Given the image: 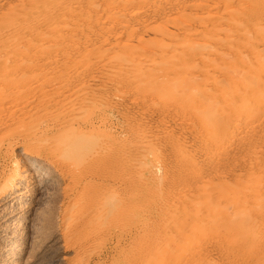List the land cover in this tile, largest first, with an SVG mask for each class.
<instances>
[{"label":"bare ground","instance_id":"1","mask_svg":"<svg viewBox=\"0 0 264 264\" xmlns=\"http://www.w3.org/2000/svg\"><path fill=\"white\" fill-rule=\"evenodd\" d=\"M6 0H0V10L2 9V8H4V4H5V6H6V3H4ZM14 1V0H13ZM12 1V2H13ZM22 2L23 3V0H18L17 1V3L18 2ZM25 1V4H26V6L27 5H32V6H37L38 4H34L33 2V4L31 3V1H29V0H24ZM35 1V0H34ZM45 0H43L42 1V5L40 4L41 2L40 1H38L37 0V3L39 2V4H40V8H42L43 7V4H45V2H44ZM11 4H12V2H11V0L9 1ZM4 3V4H3ZM8 3V2H7ZM14 3V2H13ZM53 3H55V4H52V2L50 3L49 2V0L47 1L46 0V4L48 5H52L51 6V8L48 10V12H46V13H42V11H41V9L40 10H38L39 12H40V15H44V14H47V16L45 15V24L47 25V26H50V25H52L53 23H56L57 21H58V23L59 22H61V24L62 23H66V20H67V18H66V20L65 19H62L61 21H59L64 15H69V16H71V17H75L76 15H78V16H80V13H76V12H78V11H81L82 13H85V14H87L85 11L87 10H89V12H91V13H93L92 14V17L94 16V19L92 20V21H90L89 19H90V15H89V13L87 14V16H84V18L86 17V19L88 18V16H90L87 20H84L83 19V21L85 22V25H87L88 26V28L90 27V28H92V27H94V28H92V31L91 32H93V29H96L97 27L98 28H100V26L101 25H103V24H105V23H103L102 22V24L100 23V24H98V22H99V20H102V18L105 16V13H104V15H103V17L101 18V16L102 15H100V14H98V11H96V9H95V7L97 8V7H99V6H101V7H103V8H107L108 9V11H109V13H111V14H113L114 13V9L117 7V6H119L120 8H121V10L120 11H122L121 13H122V15H121V13L119 14V13H116L115 15H117V14H119L120 16H123L124 15V17L122 18H120V17H118V16H110L109 15V17L107 18V17H104V19L106 20L107 19V24L106 25H109V26H111V28H112V26H115V27H117V28H115V29H113V30H115L116 31V34L118 33V35L120 36V33L123 35V39L121 38V36L119 37H117L116 39H113V41L115 40V42H116V44H115V47H116V52L117 53H120V55L121 56H123V57H121L120 56V58H121V61H122V59L124 58L125 60H127L126 58H125V56L127 57V56H131L132 54H134V53H137L138 55H145V53H147L148 51H147V49H146V51H145V53H142V52H140V50H137V47L135 46V44H137V46H138V49L140 48H146V47H148L149 45L152 47V51H155V53L157 54V57H154V55H149L148 53V57H150V56H153V60H154V63H153V65H152V68L149 66V64H148V68L150 69V71H148V73L146 72V76L147 77H150V79L148 80V82H147V87L148 88H150V89H152L153 90V97H151V96H147V98L149 97H151V98H153L154 99V97H155V99H156V97L157 98H159V97H163V96H165L167 99L168 98H172L173 97V101L171 102V104H169V106L171 105V107H174V108H170L171 110H173V109H175V108H178L179 109V103H182L183 105H184V107H182V109L184 108L185 109V106H199V108H200V106H202V105H204V104H208V103H214V102H218V101H220V102H218V103H221V104H224V106H226L225 107V109L227 108V110H228V113L225 115V116H223V117H221V118H218V119H213V117H211L212 118V120H211V118L209 117L210 115H208V116H206V117H209V118H204V120H202L201 121V125H205V124H207V127H208V125H211V129H209L208 130V132L206 133H204L203 131L204 130H206L205 128H203V126H202V129H204L203 131H201L203 134H207V136L205 137V139L204 138H202L203 136H201V142H203L204 143V141H202V139H204L205 140V143L204 144H202L201 142H200V139H198L197 138V136L199 137L200 136V132H198L199 130H201L200 129V127H201V125H200V123H198L200 126L198 127V131H196V128H197V123H195L194 125H193V127H196L195 128V131L194 132H196V134H194V133H192L191 135H197V136H195L198 140H194L195 142H200V144H202L203 145V147H201V148H199L198 149V146L200 147V145H198L197 143L195 144V142H193L192 143V139H196L195 137L194 138H189L190 139V142L188 141L187 143H189V144H191V146L192 147H190V148H192V149H190V153H192L191 152V150H193V155H195V156H193L192 154H190L192 157H190V158H192V161L189 159V157L188 158H186L185 157V159H188V160H190V162H188V161H184V156L182 155V157L181 156H179V157H181L182 159H183V161H181V163L182 162H185V163H182L181 165H183V166H185V169L184 170H186L187 169V171H188V169H189V171L191 170V173L193 172V170H196L197 172H198V170L199 169H197V167H198V165H197V163H202V165H203V163H204V165L206 164V166H208L209 167V163L213 166V164L216 162V163H218L217 161V159H219V158H217V155H218V157H220V156H222V158L223 159H225V155L224 154H222L221 155V153L222 152H219L220 153V155H219V153H217V151L215 152L213 149H217V147H221L222 145L224 146V145H228V147H230L231 148V142H232V140H230L231 142V144L229 143V139H231V137L232 136H235V134L233 135V133H235V130H236V128H239L240 129V126L242 125V123H243V121H244V119L242 120L241 119V117L243 116L244 117V115H242V112H243V109L247 106H249L250 105V103L251 102H253V104H255V116H257V117H261L260 119H262V124L264 123V64L262 65L261 64V62L260 61H253L252 63H255V70L253 69V68H251L249 65H250V61H249V59L251 58H253L254 59V57L252 56V57H250V56H248V55H246V56H248L249 57V59H247V58H244V52H247V54H253L256 50H258L257 48H256V50L254 51L253 49H251L250 48V46H249V43H250V41H249V38L250 37H254V36H256V38L258 37V39L257 40H259L260 42L259 43H256V44H258V46H259V44L260 45H262L263 47H264V0H58L57 2L55 1H53ZM56 3L58 4L57 6H56ZM24 4V5H25ZM45 4V5H46ZM23 5V6H24ZM114 5H117L116 7L114 6ZM42 6V7H41ZM46 7V6H45ZM37 8L39 9V7L37 6ZM48 8H49V6H48ZM83 8H85V10L84 11H82V9ZM5 9V8H4ZM14 9V8H13ZM31 9H34V8H32L31 7ZM30 9V10H31ZM43 9V8H42ZM11 10V9H10ZM15 11H17L18 9H14ZM22 10V9H21ZM101 10V9H100ZM103 10V12L104 11H107V10H104V9H102ZM116 10H118L117 8H116ZM27 11V13L29 12L28 10H26ZM36 13H39V12H37V10H34ZM45 11H47V10H45ZM119 11V10H118ZM117 11V12H118ZM14 12V11H13ZM18 12V11H17ZM19 12H21V11H19ZM33 11H31L30 13H32ZM34 12V13H35ZM100 12V11H99ZM102 12V11H101ZM103 12H102V14H103ZM116 12V11H115ZM1 13V12H0ZM15 13V12H14ZM13 13V14H14ZM22 14H24L23 12H21ZM26 13V14H27ZM34 13H32V14H34ZM34 14V15H37L38 16V14ZM90 13V14H91ZM2 14V13H1ZM9 14V13H8ZM32 14H31V17H32V20H33V16H32ZM75 14V15H74ZM107 14V13H106ZM28 15V14H27ZM84 15V14H83ZM14 16V15H13ZM20 16V15H19ZM30 16V15H29ZM37 16H34V18H37ZM69 16H67V17H69ZM77 16V17H78ZM118 17V18H117ZM16 18H18L19 19V17H16ZM25 19H28L27 18V16L26 17H24ZM23 17L21 18V16H20V19L19 20H23L24 19ZM82 18V17H81ZM101 18V19H100ZM4 19V18H3ZM7 19V18H6ZM13 19H14V17H13ZM30 19V18H29ZM41 19V18H40ZM39 19V20H40ZM70 19V18H69ZM73 19V18H72ZM0 20H2V18L0 19ZM18 20V21H19ZM31 20V19H30ZM37 20V19H36ZM38 20V21H39ZM74 20V19H73ZM72 20V21H73ZM75 20H79V19H75ZM74 20V21H75ZM3 21V20H2ZM14 21H16V22H18L17 20H14ZM20 21V22H21ZM24 21V20H23ZM22 21V22H23ZM41 21V22H40ZM39 21V23L40 24H44V22L42 21V20H40ZM65 21V22H64ZM81 22H79V24H77V22H74L75 24H76V26H82V24H80V23H82V19L80 20ZM86 21H87V23H86ZM9 21H7V23H8ZM16 22H14V24L16 23ZM25 22V21H24ZM26 22H28V21H26ZM30 22V21H29ZM37 22V21H36ZM43 22V23H42ZM69 22H70V20H69ZM83 22V23H84ZM32 24H33V21L31 22ZM31 23H29V24H31ZM38 23V22H37ZM36 23V25H34V28H35V26H40V24L38 25ZM57 23V24H58ZM71 23V22H70ZM70 23H69V25H70ZM73 23V22H72ZM73 23V24H74ZM13 24V25H14ZM21 24V23H20ZM68 24V23H67ZM72 24V25H73ZM66 25V24H65ZM2 26V25H1ZM17 26V25H16ZM15 26V27H16ZM23 26V25H22ZM30 26V25H29ZM29 26H25V28L27 29ZM45 26V25H44ZM47 26H45V28L47 27ZM60 26V25H59ZM74 26V25H73ZM86 26V27H87ZM104 26V25H103ZM134 26H136V27H139L140 29H141V31L139 30L137 33H135V32H133L132 30H131V28L132 27H134ZM222 26H228L229 27V29L231 30V35L230 34H228V35H226V33H225V35H223L220 31H219V29L222 27ZM11 27V26H10ZM43 27V26H42ZM42 27H39L40 29L42 28ZM61 27H63V26H61ZM105 27V26H104ZM4 27H2V29H3ZM6 28H7V26H6ZM30 28H33L32 27V25H31V27ZM52 28H53V26H52ZM55 28V27H54ZM64 28V27H63ZM83 28L84 29H86L85 27H84V25H83ZM88 28H87V30H88ZM89 28V29H90ZM101 28H103V27H101ZM0 29H1V27H0ZM14 29V28H13ZM19 30L20 29V27H19V24H18V28H15V30H12L11 29V32H14V31H17V30ZM35 29H37V28H35ZM64 29H66V27L64 28ZM64 29H62L63 31H65L64 33H69V29L67 30L68 32H66V30H64ZM79 29V28H78ZM82 29V28H81ZM106 29V28H105ZM8 30L9 29H7L6 31L8 32ZM22 29H20V31H21ZM42 30H43V28H42ZM42 30H40V31H38L39 32V34H40V32L42 31ZM46 30H47V28H46ZM45 29H44V31H46ZM61 30V29H60ZM59 30V31H60ZM70 30L72 31L73 30V32L72 33H74V35L76 34L74 31H76L75 30V28H70ZM96 30H100L99 32H103V31H106V30H102V29H96ZM259 30H261V32H259ZM10 31V30H9ZM19 31V32H20ZM23 31H25V30H23ZM31 31H33V30H31ZM52 31V30H51ZM51 31H49V32H51ZM56 31L58 32V30L56 29ZM71 31H70V34H72L71 33ZM79 31V32H78ZM84 31H86V30H84ZM6 32V33H7ZM18 32V31H17ZM18 32V34H20ZM26 32V31H25ZM48 31H47V33H49ZM77 32L78 33H82V30H77ZM88 32H89V30H88ZM107 32V34H105ZM104 34L105 35H107V36H109V34H111V32L113 33L114 31H112L111 30V32H109L108 33V31H106ZM3 33V32H2ZM1 33V34H2ZM22 33H24V32H22ZM27 33H29L28 32V30H27V32H26V34ZM37 33V32H36ZM45 32H43V34H44ZM53 33H55L54 31L51 33V35L53 34ZM62 33V32H61ZM60 32H59V34H61ZM77 33V34H78ZM84 33V32H83ZM98 33V32H97ZM96 33V35L99 37V34H97ZM115 33V32H114ZM11 34V33H10ZM17 33H15V35H16ZM31 34V33H30ZM57 34V33H56ZM85 34V33H84ZM86 34H87V31H86ZM85 34V35H86ZM102 34V33H101ZM100 34V35H101ZM103 34V35H104ZM218 34H220V35H223V36H225V37H223V38H226L227 37V39H229V44L230 45H224L225 44V42H224V44H222V43H220V42H218V41H216V40H210V42L211 43H213V44H215L214 46H216V48H217V50L219 49V50H225V52H227V57H225L224 55H223V53L222 52H205V55L203 56H199L198 54H197V52H196V50H195V46L193 45V44H195L197 41H200V40H202V41H204V42H206V39H205V37L207 36V35H210V36H216V35H218ZM263 34V35H262ZM9 35V34H8ZM25 35V34H24ZM38 35V34H37ZM55 35V34H54ZM73 35V34H72ZM83 35V34H82ZM82 35H79V36H81L79 39H81V38H83L84 37V35L82 36ZM88 35V34H87ZM91 35H93V36H90V38L91 37H94L95 35H94V33L93 34H91ZM251 35H254V36H251ZM2 36V35H1ZM5 36V35H4ZM11 36H13V34L11 35ZM26 36H29V38H30V36L31 35H26ZM35 37H37L36 35H34ZM33 35H32V37H34ZM41 36H42V32H41ZM40 36V37H41ZM44 36V35H43ZM57 36V35H56ZM62 37H63V33H62V35H61ZM60 36V37H61ZM67 36V35H66ZM78 36V37H79ZM89 36V35H88ZM113 36H115L116 37V35L114 34H112V37ZM3 37V36H2ZM6 37V38H5ZM4 38H5V40L7 39V36H5ZM9 38H11L10 37V35L8 36ZM31 37V38H32ZM35 37H34V39H35ZM39 37V35H38V39L40 38ZM47 37V36H46ZM61 37V38H62ZM77 37V38H78ZM96 37V36H95ZM104 37V36H103ZM136 37V38H135ZM23 38V37H22ZM26 38V37H25ZM28 38V37H27ZM26 38V39H27ZM71 38V37H70ZM70 38H69V40H70ZM89 38V37H88ZM87 38V39H88ZM89 38V39H90ZM100 38V37H99ZM98 38V39H99ZM101 38H102V36H101ZM105 38V37H104ZM108 37H106L105 38V40L107 39ZM255 38V37H254ZM19 39V38H18ZM17 39V40H18ZM54 39V38H53ZM60 39V38H59ZM84 39V38H83ZM89 39H88V41H89ZM95 39V38H94ZM94 39H92L91 38V41L93 40V42L91 43L90 41H89V45L91 46V44H93V45H95L94 43L96 42H94ZM103 39V38H102ZM110 40H111V42H110V40H109V42L110 43H107L108 45L109 44H113L112 42V39L111 38H109ZM17 40H15V43L17 42ZM31 40H33V38L31 39ZM37 40V39H36ZM40 40V39H39ZM39 40H37L36 41V43L39 41ZM43 41H44V38L42 39ZM42 40H40V42L42 41ZM55 40V39H54ZM52 41V39L50 40L51 42H53V45H54V42L55 41ZM58 40V39H57ZM64 40V39H63ZM61 41V39H60V41L62 42V44H67V43H69L68 41V39H67V42L66 43H63L64 41ZM96 40H97V38H96ZM100 40V39H99ZM104 40V39H103ZM103 40H101L102 42H103ZM209 40H207V42L209 41ZM28 41V40H27ZM70 41H73V42H79L78 40H70ZM85 41V40H84ZM87 41V42H88ZM98 41V40H97ZM212 41H216V42H212ZM2 42H3V40H2ZM5 42V41H4ZM4 42H3V45H4ZM21 42V41H20ZM46 42H48V41H46ZM50 42V45L52 44ZM57 42V41H56ZM58 42H59V40H58ZM73 42L71 43V44H73ZM82 42V41H81ZM81 42H79V43H81ZM86 42V41H85ZM98 42H100V41H98ZM98 42H96V43H98ZM209 42V43H210ZM257 42V41H256ZM7 43H8V41H7ZM14 42H12V44H13ZM22 44L24 43L25 44V42H21ZM29 43V42H28ZM91 43V44H90ZM210 43V44H211ZM227 43H228V41H227ZM45 44V42L43 43V45ZM71 44H69V45H71ZM84 44H85V47H87L88 46V44H86V43H84V42H82V44L81 45H83L82 47H81V45H80V47L83 49V48H85L84 47ZM198 44V43H197ZM206 43H204V45H205ZM255 46H256V44H255V42L253 43ZM2 45V44H1ZM0 45V46H1ZM10 45H11V43H10ZM41 45V44H40ZM48 45V44H47ZM49 45V46H50ZM57 45V44H56ZM61 45V44H60ZM59 45V46H60ZM76 46L75 47H77V45L78 44H75ZM100 45V44H99ZM102 45V44H101ZM208 45V44H207ZM6 46H9V45H6ZM5 46V47H6ZM20 46V45H19ZM35 46H36V44H35ZM34 46V47H35ZM42 46V45H41ZM58 46V47H59ZM66 46V45H65ZM64 46V48L65 49H67V47H65ZM68 46V45H67ZM79 46V45H78ZM90 46L88 47L89 49H91L90 48ZM104 46V45H103ZM107 46V45H106ZM114 46V45H113ZM199 46H202V45H198V47ZM206 46V45H205ZM210 47H214L213 45L211 46V45H209ZM3 46H1L0 47V49L2 48ZM20 47H22V46H20ZM23 47H25V45L23 46ZM38 47V46H37ZM51 47V46H50ZM53 47V46H52ZM114 47V48H115ZM208 47V46H207ZM29 48H31L30 46L27 48V49H29ZM33 48V47H32ZM39 48V47H38ZM44 48V47H43ZM42 48V49H43ZM63 48V49H64ZM73 48V49H72ZM88 48H85L84 50H87ZM209 48V47H208ZM215 48V47H214ZM224 48V49H223ZM11 49V48H10ZM34 49V48H33ZM55 48H50V50H54ZM58 49H60V50H62L61 49V47L60 48H58ZM57 48H56V51L54 50L53 51V54H55V52H57V50H58ZM72 50V52L74 51V49L76 50V48H74V46H72V47H70L69 49H68V51L69 50ZM98 49V48H97ZM99 49H101V48H99ZM106 49V48H105ZM112 49V48H111ZM204 50H203V52L204 51H208V50H211V49H206L205 50V48H203ZM261 49V48H260ZM259 49V51H261L262 52V50H260ZM34 50H37V48L35 47V49ZM34 50H30V51H32L33 53L35 52ZM40 50V49H39ZM38 50V53L40 52ZM44 50V49H43ZM78 50H79V47H78ZM78 50H76V51H78ZM83 50V51H84ZM93 50V49H92ZM91 50V51H92ZM148 50H149V48H148ZM151 50V49H150ZM0 51H4V50H0ZM10 51L11 50H9V52H6V53H10ZM24 51V50H23ZM23 51H21V53L23 52ZM29 50H27V52H28ZM29 51V52H30ZM95 50H93L92 52H94ZM102 51V50H101ZM103 51H105L104 50V48H103ZM102 51V52H103ZM263 51H264V49H263ZM44 52V51H43ZM52 52V51H51ZM50 51L49 52H47V53H50V55H53L52 53H51ZM60 52V51H59ZM65 51H63L62 53H64ZM81 50H80V52H79V56H80V54H81ZM97 52V51H96ZM96 52H94V54L96 53ZM113 52V51H112ZM112 52H110L109 53V55L111 56V54H112ZM115 52V51H114ZM151 51H149V53H150ZM200 52H202V51H200ZM261 52L259 53L260 54V57H261ZM5 53V54H6ZM12 53L13 54H15L13 51H12ZM17 53V52H16ZM19 54V53H17V55L15 54V55H13V57L12 56H10V58L12 57V61H14L13 60V58H14V56H19V55H22V54ZM37 53V51H36V54H38ZM42 53V52H41ZM40 53V54H41ZM68 53V52H67ZM66 53V54H67ZM117 53H115V54H117ZM199 53V52H198ZM244 53V54H243ZM263 53V52H262ZM19 54V55H18ZM23 58H29V56H27L26 54H28V53H26L25 54V52H23ZM32 54V53H31ZM35 54V55H36ZM44 54V53H43ZM66 54L64 55V56H66ZM71 54V56L69 55V53L67 54L69 57H64V56H62L61 55V53H59V55H61V57L64 59V60H66V58L67 59H69L70 57H71V63L72 62H74V63H76V56H78V55H76V52H73V54H75L74 56H73V58L75 59V61H72V53H70ZM82 54H83V52H82ZM91 54H93V53H91ZM91 54H89V55H91ZM114 54V53H113ZM154 54V53H153ZM156 54H155V56H156ZM203 54V53H202ZM243 54V55H242ZM27 57H26V56ZM29 55V54H28ZM56 55V54H55ZM54 55V56H55ZM85 55H87L86 54V52H85ZM101 55V54H100ZM200 55H201V53H200ZM256 55V54H255ZM254 55V56H255ZM258 55V54H257ZM48 56H49V54H48ZM53 56V57H54ZM82 56V55H81ZM92 56V55H91ZM95 56V55H94ZM99 55H96L95 56V58L96 57H98ZM103 57H101V58H109L108 57V55H102ZM104 56H106V57H104ZM146 56V55H145ZM245 56V57H246ZM263 54H262V59H263ZM39 57V56H38ZM37 57V58H38ZM52 57V58H53ZM55 57H57V56H55ZM142 58V56H139L138 58H136V59H138V60H141V58ZM244 58V60L245 59H247V61H248V63L249 64H245L244 62H243V58ZM16 58V57H15ZM31 58V57H30ZM37 58L35 57H33V58H31V60L30 61H32V59H36L37 60ZM40 58L41 59H39V60H42V57L40 56ZM46 59H48L47 58V56L45 57ZM51 58V59H52ZM79 59H80V57H78ZM91 58V57H90ZM100 58V59H101ZM106 58V59H107ZM134 58V57H133ZM140 58V59H139ZM258 58H259V55H258ZM21 59V58H20ZM57 59V58H56ZM63 59H61L60 58V60H63ZM85 59H87V58H85ZM84 59V60H85ZM92 59V58H91ZM91 59H89L88 58V60H91ZM94 59V58H93ZM98 59V58H97ZM103 59V60H104ZM123 59V60H124ZM250 59V60H251ZM8 60H10L9 59V57H8ZM16 60V59H15ZM45 60V59H44ZM43 60V61H44ZM53 60V59H52ZM143 60H144V57H143ZM143 60L141 61V63H144L143 62ZM260 60V59H259ZM264 60V59H263ZM11 61V60H10ZM20 61H22V59L20 60ZM29 61V62H30ZM48 61V60H47ZM95 61V60H94ZM99 61V60H98ZM133 61V60H132ZM144 61H146V60H144ZM247 61H245V62H247ZM252 61V60H251ZM2 62V63H1ZM29 62H28V64H29ZM33 62V61H32ZM39 61H37V63H38ZM45 62V61H44ZM51 62V61H50ZM54 62V61H53ZM60 62V61H59ZM63 62V61H62ZM65 62V61H64ZM77 62H78V60H77ZM85 62H88V61H85ZM84 62V63H85ZM92 62V61H91ZM100 62H102V60L101 61H99V63ZM110 62H112L113 63V61H110ZM116 62V63H115ZM117 62L118 61H114V63H115V65H118L117 67L116 66H112V67H116V68H119L118 70H121L122 68L121 67H119V64H117ZM153 62V61H152ZM4 62H3V60H1L0 61V66H1V64H3ZM14 63H15V61H14ZM22 63V62H21ZM55 63V62H54ZM54 63H52V65H54ZM68 63H70V60L68 61ZM68 63H67V65H68ZM79 63V62H78ZM97 63V62H96ZM98 63V64H99ZM106 63H108V61L106 62ZM106 63L103 65V63H102V65L104 66V67H106L107 68V66L108 65H106ZM111 63V64H112ZM124 63V62H123ZM129 63V62H128ZM150 63V62H149ZM18 64V63H17ZM26 64V63H25ZM42 64L43 63H41L40 64V66H42ZM51 64V63H50ZM50 64L48 63L47 64V66L49 67L50 66ZM57 63H55V65H56ZM62 64V63H61ZM65 63H63L62 65H64ZM82 64V63H81ZM97 64V65H98ZM151 64V63H150ZM8 66H11V65H9V63L7 64ZM44 65H46V64H44ZM54 65V66H55ZM60 65V63H58V67L59 68H61V66H59ZM78 65V64H77ZM77 65L76 66H74L75 67V69L73 68V71L75 70V73H76V70L78 69V67L80 68V70H81V67H82V65H84V64H82V65H80V66H78L77 67ZM90 65H93V67L96 69V73L98 72V73H100L99 71H102V70H97V69H101V67L99 68L98 66H97V68H96V66H94V65H96V64H90ZM112 65H114V64H112ZM122 65H124V64H122L121 63V66ZM127 65V64H126ZM130 65V64H129ZM13 66V65H12ZM14 66H16V65H14ZM26 66H28V65H26ZM46 66V67H47ZM69 66V65H68ZM71 66V65H70ZM100 66V65H99ZM109 66H111V65H109ZM146 66V65H145ZM251 66H252V64H251ZM18 67V66H17ZM24 67V66H23ZM22 67V68H23ZM45 67V68H46ZM47 67V69L49 70V68ZM58 67H54V70L55 69H57ZM76 67H77V69H76ZM85 67V66H84ZM89 67V65L87 66V69H88V71H90L89 69L90 68H88ZM91 67V66H90ZM137 67V66H136ZM31 68V67H30ZM30 68H29V70H30ZM38 68V67H37ZM36 68V69H37ZM43 68V67H42ZM42 68H38L37 70H42ZM44 68V69H45ZM53 68V67H52ZM52 68H50V69H52ZM64 68H66L65 66L62 68V70H64ZM109 68H111V67H109ZM1 69V68H0ZM24 69V71L27 73V72H30V71H27V70H25V67L23 68ZM35 69V68H34ZM35 69V70H36ZM68 68H66L65 69V71L67 72V73H71V70L72 69H70V67H69V69H70V71L68 72V70H67ZM128 68H126V70H127ZM134 69V68H133ZM21 70V69H20ZM31 70H33V69H31ZM47 70V71H48ZM58 70V69H57ZM57 70L56 71H54V73L56 72L57 73ZM60 70V69H59ZM92 70H93V68H92ZM109 70V69H108ZM108 70H106V71H108ZM123 70V69H122ZM126 70L124 71V72H126ZM129 70V73L131 74V72H130V70H132V69H128ZM127 70V71H128ZM143 70V69H142ZM19 71V70H18ZM23 70L22 71H20V72H24ZM65 71H63L64 73H65ZM85 71H86V68H85ZM94 71V70H93ZM93 71H91V72H93ZM104 71V70H103ZM113 71V70H112ZM111 71V72H112ZM257 71V72H256ZM12 72H13V69H12ZM17 72V71H16ZM19 72V73H20ZM25 72L24 73H22V75H24L25 74ZM78 72V71H77ZM81 72H83V71H81ZM87 72V71H86ZM86 72H83V73H77L79 76H80V74L83 76V79L84 78H86V80L85 81H89V79H90V75H88V72L86 73ZM91 72H89V74H91ZM109 72V71H108ZM145 72V71H144ZM50 73H51V71H50ZM117 73H118V71H117ZM116 73V74H117ZM21 74V73H20ZM59 74L61 75L62 73H60V71H59ZM71 74H73V73H71ZM71 74H67L68 76L70 75V77H71ZM76 74V75H77ZM87 74V76L88 77H84L85 75ZM94 74H95V72H94ZM103 73H101V75H102ZM106 75H105V77H106V79H107V77L108 76H112V74L111 75H108V73H105ZM113 74H115L114 73V71H113ZM120 74V73H119ZM128 74V73H127ZM127 74H126V77L125 78H127L126 79V81L129 79V77L130 76H128L127 77ZM253 74H255L256 76H252ZM13 75V74H12ZM22 75H20V76H22ZM55 75L56 74H54L53 76L55 77ZM64 75H66V73L64 74ZM76 75L75 76H72L73 78H74V80H75V77H76ZM108 75V76H107ZM67 76V77H68ZM79 76H77L78 78H79ZM120 77H121V74L119 75ZM124 76H125V74L123 75V78H124ZM251 76L254 78V80L251 78ZM19 77V76H18ZM69 77V78H70ZM77 77H76V79H77ZM94 77H97V76H95L94 75ZM98 77H100V75L98 76ZM113 77V79H114V77L115 76H112ZM117 77H118V75H117ZM132 77H133V75H132ZM256 77V78H255ZM13 78V77H12ZM21 78V77H20ZM53 78V77H52ZM56 78H57V76H56ZM61 78V77H60ZM72 78V79H73ZM81 78V77H80ZM79 78V79H80ZM87 78H89V79H87ZM101 78V80H102V78H104V77H100ZM99 78V79H100ZM116 78V77H115ZM252 80H251V79ZM11 79V78H10ZM58 79V78H57ZM64 80L66 79V82H64V81H62L63 83H68L70 80H68V78H63ZM72 79H71V81L70 82H74V81H72ZM120 79H122V78H120ZM119 79V80H120ZM142 79H143V77H142ZM9 80V79H8ZM68 80V81H67ZM78 80V79H77ZM77 80H75V82L77 81ZM81 80L82 79H80V80H78V83L77 84H80L79 82H81ZM93 80H95V78L93 79ZM107 80H109L110 81V79H107ZM116 80H117V78H116ZM116 80H113L114 82H116ZM123 80V79H122ZM132 79H130V81L128 80V83L129 82H135V81H131ZM10 81V80H9ZM54 80H52V82H53ZM97 81H99V80H97ZM97 81H96V84L95 85H97ZM118 81V80H117ZM125 81V80H124ZM123 81V82H124ZM126 81L124 82V83H122V86L124 87V85L123 84H126ZM1 82V85H3V87H8V83H4L5 85L7 84V86H4V84L2 83V81H0ZM28 82V81H27ZM26 82V83H27ZM34 82V81H33ZM32 82V83H33ZM51 82V81H50ZM83 83H84V81H82ZM94 82V81H93ZM101 82V81H100ZM104 81H102V83H103ZM113 82V85H115L116 83H114ZM143 82V81H142ZM32 83H30V84H32ZM58 83H60V82H58ZM106 83L108 84V82L106 81ZM118 83H121V82H119L118 81ZM128 83H127V85H128ZM34 84V83H33ZM52 84V83H51ZM54 84V83H53ZM57 84V83H56ZM69 84V83H68ZM77 84L76 85H74V87H76L77 86ZM104 84V83H103ZM103 84L101 85V84H98V85H101V87H103ZM131 85L133 84V83H130ZM22 86H24V84H21ZM26 85V84H25ZM28 85V84H27ZM64 85V84H63ZM67 85V84H66ZM106 85V84H105ZM109 85V84H108ZM111 85H112V83H111ZM118 84H116L115 86H117ZM126 85V86H127ZM131 85H128V89L130 88L129 86H131ZM134 85V84H133ZM19 86V85H18ZM30 86V85H29ZM59 86V85H58ZM73 86V84L71 85V87ZM121 86V84L118 86L119 87V90H122V91H124L123 89H122V86ZM139 86V85H138ZM141 86V85H140ZM3 87L1 88V86H0V89H2V91H3ZM12 87V86H11ZM10 87V88H11ZM74 87H72V88H67V87H60V89H58L59 87H57V88H55V89H52V90H55V91H52L51 89H48L47 91L49 92V93H46L45 91V94H51V97L53 98V100H52V98H51V100H52V103H49L48 104V101L46 102V100H45V104H42V105H44L43 107H42V105H41V108H40V110L39 111H37V110H35V109H33V107L31 108V107H29L28 108V106L26 107V106H22V107H19L18 105H15V104H5V103H3V101H0V203L2 204V202L1 201H3L5 204H7L6 206H8V208L9 209H7L6 208V210H10V211H13V210H15L16 208V210H18V208H20V210H22L23 208H25V204H24V206H23V203H24V198L28 195V194H30V192H32V191H34V190H36V189H39L40 187L39 186H41L42 184L40 183V180H39V178H37L38 176H36L35 175V169L36 170H38V169H40L41 170V168H46L47 169V171H48V173H51L52 174V176L55 178L54 180L56 181V183H55V185H54V187L56 186V190H55V192H56V194H57V201H56V205L54 206L53 205V216H47L46 215V213H44L45 214V216H43L44 214H41L40 213V209H38L36 212H35V214L34 215H32L34 218H36V222H35V220H34V222L37 224L38 223V225H40L41 227L42 226H45V225H47V224H49V225H51V224H54L53 226H55L54 228H56V232H55V238H54V240H53V243L55 244V246H56V250L58 251V261H60V262H63V263H65V264H72L73 263V261H75V259L76 258H82V259H86L87 261V263H89V264H225L226 262V264H228L229 262H228V259H227V261L226 262H224L225 260H223L224 259V257H225V255H224V249H225V247H226V245H227V247L229 246V247H231V249H229V247L227 248L226 247V249H229V250H227V252H231L232 254H233V252H235V254H237L240 250H239V248L241 249V245L240 244H243V241H242V243H241V241L240 240H238V242L234 239V240H232V241H230V243L229 244H226V240H225V247L223 246L224 245V242H223V240L226 238L227 239V237H229L230 236V234H231V236L233 235L232 233H226V232H223V229H220V225H218L217 226V229H218V227H219V231H217L218 233H216V234H212L211 233V236L212 237H214V239H216L217 238V242L215 241V240H213V241H209V240H211V237L209 236V234H200V233H197V232H189V229H188V227L192 224V222L193 221H195V224L194 225H196L195 227H197V228H199V227H201L202 225H204L203 223H205L206 221H210L211 219H217L218 218V220H219V217H217L218 215L220 216V214L222 213H219L218 214V212L216 213V212H210V210H205V211H202L201 212V214H197V215H192L191 213H190V205H189V203H187V199H184V200H186V201H184L183 199H182V202L184 201V204L183 203H179V204H181V206H179V205H174V204H171V203H169V204H171V205H169V204H165V205H163V198H166V197H164L165 195H163V194H167L168 192H169V189H168V187H166L167 185H168V183H169V181H172V180H174L173 178H170V177H172V176H174V174L172 175V173H170V169L173 167V165L171 166V168L168 166V167H165L167 164L169 165H171V164H173L174 163V166L175 165H177L178 164V166H180L179 168H178V170H183L182 168H184V167H182L181 165H180V162H178L177 164H175V162H172V163H167V162H171V160H167V162H165V161H163V162H165L166 163V165L163 163V162H161V165H162V163L165 165V166H163V170L165 169L166 170V172L165 173H169L171 176H169V174H168V178H167V175L165 174V173H163V171H162V174H164V175H166V178H165V176H163L165 179H166V181H168V183L166 182L165 184H163L164 182H162L161 180L163 179L162 177L160 178L161 180V182H162V184L168 189V191H167V193H164L166 190L165 189H163V190H165V191H163L162 193L163 194H160L159 193V195L157 194V192H159V190L154 194V198H156L157 197V195H158V197L159 196H161V195H163V197H159L160 198V204H161V206H159V203H158V208H156L155 207V205H157V203L155 202V203H153V201H154V198H153V201H152V204H154L153 205V208H155V210H152L150 213L149 212H146V214L147 215H145V216H143L142 215V217H141V214L144 212L145 213V211H144V207L145 206H147V205H145L143 202H145L144 201V199L145 198H143L144 197V195L146 194V193H144V192H142L140 189H138L137 191H138V193H139V190L142 192V193H144V194H142V198L140 197V196H138V198L135 200V199H133V200H131V197L133 196H131L130 194H129V191H130V187H131V185H130V182H131V180H129V175H130V171H128V170H131L130 168H131V162H130V159H129V157H131L130 155V153L131 152H133L134 150H135V147L136 148H142V146L144 147V149H145V151L144 150H142V151H144V153L146 152V149L147 148H152V149H154L155 147H156V149L157 148H160L161 146H158L157 147V145H160V144H158L157 143V145L155 146V145H150L149 146V142L150 141H152L154 138H152V139H150V141L148 142V141H143L144 143L145 142H147V143H149V144H144L142 141V143H143V145L142 144H140V142L138 141V143H137V146L136 145H134V150L132 151V146H133V144L135 143V142H133V144H131L132 146L130 147L129 145H130V143H129V145H128V143H126L127 144V146H129L130 147V149H129V147L128 148H126L127 146H125L126 144L122 141V142H120L121 144H125L124 146H125V148H120L119 150H117L116 148L118 147L119 148V146L121 147L122 145H119L120 143H118L117 145L118 146H116V145H114V143H115V141H114V143H112V140H113V136H112V132L110 133L109 131H107L106 133L104 132V130L102 131L103 132V134H100L99 133V131H98V129H97V121L98 120H103V121H107L108 120V117L109 116H107V113L106 112H108L110 109H111V105H108V101H110L111 100V95L110 94H112L113 95V93H114V88L112 89V87L110 86V87H108V89L109 88H111L112 90H113V92H111V93H109L108 95H110V97L111 98H109V96H108V99H110V100H108L107 102L105 101L106 99L105 98H103L104 99V102H106L107 104L105 105V106H100V104L102 103L100 100H102V99H100V100H98V102H100V104L98 105V106H96L95 104H97L98 102H97V97H101V96H97L96 98H94L95 96H94V94H95V91L97 90H95V89H93V88H90V89H88L87 91H85V92H79V91H81V90H79V89H73ZM100 87V88H101ZM105 87V86H104ZM114 87V86H113ZM9 88V89H10ZM13 88H15L14 86H13ZM19 87H17L15 90H17ZM42 89H43V86L41 87ZM46 88V87H45ZM48 88H49V86H48ZM81 88H83V87H81ZM85 88V87H84ZM84 88H83V90H84ZM125 88V87H124ZM127 88V87H126ZM132 88V87H131ZM129 89V91H132V89ZM136 88V87H135ZM138 88H140V87H138ZM138 88H136L137 90H138ZM8 89V88H7ZM39 89V88H38ZM56 89H58V90H56ZM85 89H87V88H85ZM106 89V91L104 90H102L103 91V93H105V92H107L108 93V89L107 88H105ZM110 89V90H111ZM117 89V88H116ZM115 89V90H116ZM147 89V88H146ZM6 90V89H5ZM10 90H12V88L10 89ZM14 90V89H13ZM50 90L52 91V92H50ZM126 90V89H125ZM140 90V89H139ZM1 91V92H2ZM20 91H22V89L20 90ZM38 91H40V90H38ZM100 91L101 90H99L98 92H99V95H100ZM129 91H128V93H129ZM134 91H136V90H133V94H134ZM43 92V93H44ZM110 92V91H109ZM127 92V91H126ZM258 92L259 93H261V94H259V96H258ZM4 93V92H3ZM2 93V94H3ZM102 93V92H101ZM102 93V94H103ZM127 93V94H128ZM132 93L130 92V94L132 95ZM40 94H42V93H40ZM39 94V95H40ZM44 94V95H45ZM101 94V95H102ZM106 94V93H105ZM72 95H78V96H76L75 98H77L78 97V99H76L75 101L76 102H74L73 104H69V102L70 101H68V105H67V103H65L66 102V100L67 99H69ZM130 95V96H131ZM137 95V94H136ZM135 94H134V96H136ZM139 95H140V93H139ZM138 95V97H141V95L139 96ZM38 96V95H37ZM36 96V100H37V98L39 97H37ZM103 96V95H102ZM105 96V95H104ZM115 96V95H114ZM126 96H128L129 97V95H126ZM144 96H145V99H146V95L145 94H143L142 95V97L141 98H144ZM0 97H1V93H0ZM120 97H122V96H120ZM123 97H125V96H123ZM127 97V98H128ZM137 97V96H136ZM137 97V98H138ZM6 98V97H5ZM113 98H115L116 99V97H113ZM132 99H133V97H131ZM7 99V98H6ZM73 99V98H72ZM94 99H96V101H94ZM99 99V98H98ZM120 99V98H119ZM122 99V98H121ZM124 99V98H123ZM130 99V98H129ZM153 99H150L151 101L153 100ZM154 99V100H155ZM74 100V99H73ZM114 100V99H113ZM134 101H135V99H133ZM143 100V99H142ZM146 100H148V99H146ZM178 100H179V102H178ZM26 101H27V99H26ZM50 101V100H49ZM72 101V100H71ZM116 101V100H115ZM119 101V100H118ZM122 100H120V103H123V105H125L126 103H128V102H126V101H128L127 99H125L124 100V102H126L125 104H124V102L122 101ZM137 102L139 101V99L138 100H136ZM145 101V100H144ZM143 101V102H144ZM155 101H156V103H155ZM154 101V103L155 104H159V101L160 100H155ZM256 101V102H255ZM34 102V101H33ZM33 102H32V104H33ZM42 102V101H41ZM94 102H96V103H94ZM111 102H114V101H111ZM25 103V102H24ZM110 103V102H109ZM130 103V102H129ZM147 103V102H146ZM146 103H142V101H141V105L142 104H144V108H145V104ZM149 103V102H148ZM147 103V104H148ZM153 103V104H154ZM37 104V103H36ZM39 104V103H38ZM38 104H37V106H38ZM105 104V103H104ZM118 104V103H117ZM116 104V102H115V105H117ZM131 104V103H130ZM137 104V103H136ZM133 105V106H140V101H139V104H137V105ZM162 104V103H161ZM160 104V105H161ZM168 104V103H167ZM167 104H162V106L164 105V107H165V105L167 106ZM248 104V105H247ZM122 105V107L120 106L119 107V105H118V110L120 111V109H123L125 106H123ZM129 104H127V106H128ZM149 105V104H148ZM31 106V105H30ZM100 106V107H99ZM161 106V108L162 109H164L163 107ZM175 106H178V107H175ZM182 106V105H181ZM35 107H36V105H35ZM130 107H132V104H131V106ZM129 106L127 107V108H125V109H128V108H130ZM149 107H151V105L149 106ZM153 107V106H152ZM159 107V106H158ZM222 107H223V105H222ZM233 107H234V109H233ZM253 107V106H252ZM114 108V107H113ZM133 109H134V112H136L135 110L137 109H143V108H141V107H139V108H134V107H132ZM146 108H147V105H146ZM145 108V109H146ZM154 108V107H153ZM153 108H152V112L153 111H155V110H153ZM159 109L160 111H163L162 109ZM166 108H168V106L166 107ZM195 108V107H194ZM217 108V107H216ZM116 109V108H115ZM114 109V110H115ZM145 109H143V110H145ZM170 109H167V111H169ZM178 109H175V113H179V111L180 110H182V109H179V111H178ZM184 109H183V111H184ZM246 109V108H245ZM251 109V108H250ZM254 109V108H253ZM113 110V109H112ZM117 110V109H116ZM115 110V111H116ZM117 110V111H118ZM130 110L131 109H129L128 110V112H129V115L131 114L130 113ZM140 110V111H141ZM146 110H148V109H146ZM150 110V109H149ZM157 110V109H156ZM176 110H177V112H176ZM111 111V110H110ZM116 111V112H117ZM119 111H118V114H119ZM125 110H123V111H120L121 112V114H122V119H125L126 117H128V116H126V114L128 113L127 111H125ZM133 111V110H132ZM138 112V113H140L141 115V117L139 116L138 118L140 119H138L139 121H141V122H143L142 120H141V118H142V115H144V114H142V112ZM151 111V110H150ZM149 111V112H150ZM160 111H158L160 114H161V112ZM164 111H166V109H164ZM163 111V112H164ZM174 111V110H173ZM172 111V112H173ZM186 111H188V114L191 112L190 110H186L185 109V112ZM248 111V110H247ZM171 112V116L173 115V113ZM185 112H183V113H185ZM204 112H205V115L207 114V112L206 111H203V112H201V113H203L204 114ZM248 112H250V110L248 111ZM138 113H137V115H138ZM156 113V112H155ZM159 113H156V114H159ZM166 113H169V112H165L162 116L165 118V116L167 115ZM177 113V114H178ZM180 113H182V112H180ZM200 113V112H199ZM97 114V115H96ZM150 114L151 113H149V115H148V117H150ZM159 114V116H161ZM187 114V113H186ZM190 114H193V112H191ZM215 114V113H214ZM213 114V115H214ZM217 114V113H216ZM109 115V114H108ZM133 115H135V113H133ZM133 115H130L132 118H134V119H130V120H135V117L133 116ZM136 115V116H137ZM147 115V113L145 114V116ZM169 115V114H168ZM205 115H202V116H205ZM129 116V117H130ZM162 116H161V124H163V122L164 121H166V122H168V119L169 120H171L172 119V117H167V118H165L166 120H164L163 118H162ZM174 116H175V114H174ZM173 116V119L175 118ZM177 117H178V115H176ZM180 116V115H179ZM191 116V115H190ZM192 116H195V115H192ZM214 116H216V115H214ZM263 116V117H262ZM120 117H121V115H120ZM125 117V118H124ZM144 117V116H143ZM155 118H156V116H154ZM245 117H247V116H245ZM244 117V118H245ZM257 117H255V119H253V117H252V122L254 121H256V118ZM152 118L153 117H151V118H149V122L152 120ZM154 118V119H155ZM181 117H179V120H180V122L182 121L181 119H180ZM129 119V118H128ZM148 119V118H147ZM151 119V120H150ZM152 120V121H154V122H152L153 124L155 123V121L158 119V118H156V120ZM193 119H195V117H193ZM192 119V120H193ZM260 119H258V120H260ZM160 120V119H159ZM162 120H164L163 122H162ZM179 120H175V121H179ZM186 119H184L183 121H185ZM191 119H189V121L188 120H186V121H188L187 123L189 124L191 121H192ZM197 120V119H196ZM196 120H193V121H196ZM198 120H199V118H198ZM197 120V121H198ZM242 120V121H241ZM125 121V120H124ZM136 121L137 120H135V123H136ZM182 121V122H183ZM186 121H185V123H186ZM241 121V122H240ZM261 121V120H260ZM102 122V121H101ZM127 122V121H126ZM145 122V121H144ZM149 122H147V123H149ZM158 122V123H157ZM157 122H156V124H157V126H158V124H159V121L157 120ZM171 122H172V120H171ZM181 122V123H182ZM239 122H240V126L238 125L239 124ZM251 122V121H250ZM250 122H247V123H249V126H250V124H251V126L250 127H252V128H250L248 125V128H249V130L251 129V130H254L253 128H254V126L252 125V122L250 123ZM258 121H256L255 123H253V124H256ZM42 123H44V127L42 128V133H40L39 135H36L35 134V132H33V130H34V128H35V126L36 125H41ZM128 123V122H127ZM131 123V122H130ZM130 123H128V124H130ZM135 123H132V124H135ZM146 123V122H145ZM176 122H174L173 124L174 125H176V127H177V125H179V126H181V128H180V130L181 129H183L181 132L183 133V135L181 134V136H185L184 134H186L187 132H192L193 130H194V128H193V130L192 131H190L192 128L191 127H189L188 125V127L187 126H185V127H187L188 128V130L189 131H187V129L186 128H182L184 125H182V124H175ZM184 123V122H183ZM184 123V124H185ZM186 123V124H187ZM191 123H193V122H191ZM246 123V124H247ZM139 124V123H138ZM155 124V125H156ZM160 124V125H161ZM170 125H171V123H169ZM197 124V125H196ZM246 124H244L243 126H245V127H247L246 126ZM259 124V123H258ZM261 124V125H262ZM131 125V124H130ZM137 125V124H136ZM140 125V124H139ZM144 125V124H143ZM159 125V128H161V126ZM164 125V124H163ZM163 125H162V127H163ZM169 125V127H167V129H171L170 127L171 126H173V125H171L170 126ZM191 125V126H192ZM196 125V126H195ZM260 124L259 125H257L256 124V126L255 127H258V126H260L261 128H262V126H264V125H262L261 126ZM101 126V125H100ZM131 126H133V125H131ZM135 126V125H134ZM133 126V127H134ZM165 126H167V125H165ZM164 126V127H165ZM178 126V127H179ZM238 126V127H237ZM102 127V126H101ZM109 127V126H108ZM145 129L146 130H148L147 128V125H145ZM153 127H154V125H153ZM156 127V126H155ZM163 127V128H164ZM177 127V128H178ZM245 127H242V129H244ZM259 127V128H260ZM132 128V127H131ZM138 128V127H137ZM142 128H144V127H142ZM156 128H158V127H156ZM154 129V130H156V132H158L159 133V131L157 130V129ZM173 128H175V126L173 127ZM176 128V131H180L179 129H177ZM191 128V129H190ZM208 128H210V127H208ZM95 129H97V130H95ZM101 129V128H100ZM104 129H105V127H104ZM128 129H130V128H128ZM135 129H136V127H135ZM152 128L150 127V130H151ZM162 129V128H161ZM185 129V130H184ZM257 129V128H256ZM264 129V128H263ZM132 130V129H131ZM144 130V129H143ZM146 130H144V131H146ZM150 130H149V132H150ZM165 130V129H164ZM164 130L162 131L163 133H164ZM241 130V129H240ZM240 130H238V131H240ZM247 131V133L249 132L250 133V136H253V137H255L254 135L258 132L257 130V132L256 133H252V132H250V131ZM36 131V130H35ZM98 131V132H97ZM101 131V130H100ZM133 131V130H132ZM143 131V132H144ZM167 131V130H166ZM184 131H186V132H184ZM237 130H236V133L238 132ZM243 131H245V129L243 130ZM243 131H240L241 132V134H243V136H245V134H247V133H245V132H243ZM262 131V129L260 130V132ZM40 132V131H39ZM155 131H151V133L153 134ZM156 132L154 133V134H156ZM169 132V131H168ZM167 132V133H168ZM172 132V131H171ZM171 132H169L170 134H171ZM178 132H176V133H178ZM181 132H179L178 134H180ZM239 132V133H240ZM243 132V133H242ZM146 133V132H145ZM161 133V132H160ZM167 133H166V135H167ZM199 133V134H198ZM248 133V134H249ZM259 133V132H258ZM262 133V132H261ZM143 134V133H142ZM153 134V135H154ZM162 134V133H161ZM161 134H160V136H161ZM165 134V133H164ZM173 134H174V132H173ZM187 134H189V133H187ZM202 134V135H203ZM238 134V133H237ZM236 134V135H237ZM248 134L246 135L247 137H248ZM153 135H152V137H153ZM166 135H165V138H166ZM176 135V134H175ZM232 135V136H231ZM240 135V134H239ZM239 135H237V137L236 138H238V136ZM258 135H260V134H258ZM257 135V137H259V138H261V137H264V136H258ZM261 135H264V131H263V133L261 134ZM141 136V135H140ZM156 138L158 139V135L156 134ZM164 135H162V137H163ZM168 136V135H167ZM170 137H171V139H169L168 137L166 138L167 140H164V138H162V137H160L162 140L161 141H159V142H161V143H164L163 141H165V143L167 142V141H169V140H171V141H169V142H173L172 141V135H169ZM188 136V135H187ZM189 136H190V134H189ZM242 135L240 136V137H243ZM145 137H147V136H145ZM149 137V136H148ZM151 137V136H150ZM257 137H255V138H257ZM175 138H178V137H175ZM186 138V137H185ZM185 138H183V139H185ZM200 138V137H199ZM234 138V137H233ZM232 138V139H233ZM236 138H234L233 140L234 141H236V143L237 142H240V141H237V139ZM244 138H246V137H244ZM252 138V137H251ZM141 139H143V138H141ZM140 139V140H141ZM157 139H154V140H157ZM183 139L181 140V138L180 139H178L177 141H178V143H179V145H180V142L182 141L183 142ZM187 139V138H186ZM188 139V140H189ZM240 139H242V138H238V140H240ZM248 139V138H247ZM250 139V138H249ZM258 139V138H257ZM257 139H256V141H257ZM263 139V138H262ZM262 139H260L261 141H257V142H260V147L262 146V142L264 143V139H263V141H262ZM128 140V139H127ZM179 140H180V142H179ZM192 140V141H191ZM245 140V139H244ZM241 141V142H244L245 143V141H246V143H247V140H245V141ZM255 140V139H254ZM184 141H186V140H184ZM250 141H251V139H250ZM255 141V142H256ZM157 142V141H156ZM168 142V143H169ZM176 142V141H175ZM175 142H173V143H175ZM240 142V144L242 145L243 143H241ZM252 143L250 144V142H248V144L251 146V145H254L253 144V140L251 141ZM254 142V143H255ZM132 143V142H131ZM154 144H155V142H153ZM167 143V147L168 148H170L169 150L171 151V150H173L174 148V146H175V148H177V145L176 144H172V143H169L168 144ZM185 143V142H184ZM245 143V144H246ZM116 144V143H115ZM136 144V143H135ZM140 146H139V145ZM174 145V146H172V145ZM188 144V145H189ZM193 144V145H192ZM197 146V147H194L195 145ZM238 145V143H237V148H239L238 146H240V147H242L241 145ZM258 145H259V143H257ZM257 144H255V145H257ZM142 145V146H141ZM146 145V146H145ZM168 145H170L171 147H169ZM181 145H183V144H181ZM184 145H186V144H184ZM201 145V146H202ZM226 145V146H227ZM233 145V144H232ZM264 145V144H263ZM18 146H19V148H21L20 149V152H21V150H22V156L21 157H17V154H15V150L18 148ZM149 146V147H148ZM152 146H154V147H152ZM163 146H164V144H163ZM162 146V147H163ZM187 146V145H186ZM186 146H185V149H187V148H189V146L186 148ZM247 147H249L250 148V146H248V145H246ZM245 145H243V149H244V147L246 148V151L248 150L247 149V147H246ZM115 149H114V148ZM147 147V148H146ZM161 147V148H162ZM184 147V146H183ZM182 147V148H183ZM193 147L195 148V150H196V148L199 150V151H197V153H196V151H194V149H193ZM219 147V148H220ZM227 147V148H228ZM233 147V146H232ZM234 147H235V145H234ZM254 147V146H253ZM253 147H251L250 149H252L253 150ZM138 148V149H139ZM160 148V149H161ZM164 148H166V144H165V146H164ZM168 148L167 149H165L164 151H163V149L162 150H160V152H162L163 151V153H165L167 150H168ZM225 148V147H224ZM223 148V150H226V149H224ZM230 148H228L227 150H229ZM236 148V147H235ZM234 149V148H232L233 149V151H238V149ZM242 148H240V149H242ZM255 148V147H254ZM127 149H129V150H131V151H129L128 152V150ZM137 149V151H139ZM208 149H209V151H208ZM210 149H212L211 150V152H213V153H215L216 154V158L214 157V160H213V164L211 163V162H209L210 161V156H212V158H213V156L215 155H213V154H210ZM239 149V150H240ZM242 149V150H243ZM262 149V148H261ZM18 150V149H17ZM168 150V151H169ZM176 150V149H175ZM175 150L173 151V153H175ZM218 150V149H217ZM219 150H221V149H219ZM242 150H240L239 152H237V153H240ZM252 150H251V152H252ZM136 151V150H135ZM141 151V150H140ZM139 151V152H140ZM141 151V152H142ZM150 152L152 151L151 149L149 150ZM155 151V150H154ZM168 151L166 152V154L168 155V154H170L171 155V153H172V151H171V153H168ZM169 151V152H170ZM176 151H178V149L176 150ZM183 151V153L184 152H186V150L184 151V149H182V150H180V152H182ZM208 151V152H207ZM230 151V150H229ZM229 151H225V152H229ZM232 151V150H231ZM246 151H244L243 150V153H245ZM256 151V150H255ZM254 151V152H255ZM140 152V153H141ZM153 152V151H152ZM157 153H160L159 152V149H158V151H156ZM195 152V153H194ZM250 151L249 152H247V154L246 155H248L247 156V158H251L250 160H252V156L251 157H249V153H251ZM258 152H260L259 150H258ZM163 153H160V154H163ZM173 153H172V155H173ZM177 153V152H176ZM175 153V154H176ZM186 153H188L189 154V152H186ZM205 153H209L210 155L209 156H207V157H209V158H206V156H205ZM224 153V152H223ZM236 153V152H235ZM236 153V154H237ZM242 152L240 153V154H238V156L239 155H245V154H243ZM263 153L264 152H262V154L261 153H259L260 155H263ZM129 154V155H128ZM142 154H143V152H142ZM146 154H148V153H146ZM151 154V153H150ZM153 154H154V152H153ZM174 154V156L175 157H177L178 158V154L177 155H175ZM228 154V153H227ZM231 154H232V152H231ZM229 155L230 157L232 156V158L233 157H236V158H234V160L235 159H240L237 155L235 156V154H233V155ZM19 155V154H18ZM132 155H134V153H132ZM136 155V154H135ZM139 155V154H138ZM169 156L168 155V157H172V159L173 158H175V157H173V156ZM186 155V154H185ZM246 155H245V157H246ZM147 156V155H146ZM145 156V157H146ZM163 156H164V160L165 159H167L166 158V155L165 154H163ZM162 156V157H163ZM135 157H137V156H135ZM161 157V159L163 160V158ZM226 157H228V155L226 156ZM230 157L229 158H226V160L224 161V163L225 164H227L228 162H229V160H230ZM244 157V156H243ZM140 158H142V157H140ZM176 158V159H177ZM259 158H260V160L261 159H264L263 157L261 158L260 156H259ZM136 159H139V158H136ZM221 159V158H220ZM222 159V160H223ZM237 159V161L240 163V161ZM141 160V159H140ZM139 160V161H140ZM143 161H145L144 159H142ZM174 160V159H173ZM181 160V159H180ZM179 159H178V161H180ZM215 160H217V161H215ZM255 160H259L258 159V157L255 159ZM259 160V161H260ZM161 161V160H160ZM208 161V162H207ZM212 161V160H211ZM231 161H232V159H231ZM230 161V162H231ZM242 161H244V160H241V163H242ZM262 161L263 160H261L260 161V163H261V165H259L258 163H256L257 161H255V163H251V164H253L252 166L253 167H247V168H254V170H255V167L257 166V165H259V166H261V167H263V165L262 164H264V163H262ZM176 162H177V160H176ZM187 162V163H186ZM233 162V164H235L234 163V161H232ZM236 162V161H235ZM245 162V161H244ZM246 162H247V160H246ZM264 162V161H263ZM145 163H146V161H145ZM194 164V163H196V166L194 165V166H192V164ZM220 163V165L222 164L221 162H219ZM223 163V164H224ZM240 163V164H241ZM250 164V163H249ZM248 164V165H249ZM251 164H250V166H251ZM255 164H256V166H255ZM129 165H130V167H129ZM190 165H191V167H192V169H191V167H190ZM202 165H201V167H202ZM217 165H219V164H217ZM217 166V167H221V166ZM232 165V164H231ZM236 165V164H235ZM233 166V169H234V167H236V166ZM239 165V164H238ZM242 165H243V168H245L244 167V165L245 164H243L242 163ZM152 167L151 165H148V167ZM154 166V165H153ZM177 166V167H178ZM187 166H189V167H187ZM200 166V165H199ZM215 166V165H214ZM213 166V167H214ZM225 166V165H224ZM224 166L222 167V168H224ZM230 166V165H229ZM228 166V164L226 165V167L228 168L229 167ZM255 166V167H254ZM148 167L147 168H145L146 170L148 169ZM149 167V168H150ZM157 166L155 165V168H156ZM158 167H159V165H158ZM158 167H157V169H158ZM165 167V168H164ZM176 167V166H175ZM187 167V168H186ZM200 167V168H201ZM204 167V166H203ZM211 167V166H210ZM225 167V168H226ZM238 167H240V165L238 166ZM258 167V166H257ZM261 167H260V170L263 172L264 171V169L262 170L261 169ZM154 168V169H155ZM167 168H168V170H167ZM170 168V169H169ZM214 168H216V167H214ZM222 168H217V169H219V170H221ZM224 168V169H225ZM246 168V169H247ZM151 169V168H150ZM149 169V170H150ZM157 169H156V173H157ZM177 168H173V170H175V172L177 171L178 172V170H176ZM203 169V168H202ZM210 169V168H209ZM216 169V170H217ZM223 169V170H224ZM229 169V168H228ZM227 169V170H228ZM236 169V168H235ZM242 169V166L240 167V171H242L241 170ZM119 170V172H117V171ZM153 169H151V171H152ZM172 170V169H171ZM183 170V172L181 171V174L182 173H185V171ZM214 170V169H213ZM226 170V169H225ZM225 171V173L227 172H230V171ZM229 170H231V167H230V169ZM237 171H238V169H236ZM245 169H243V171H244ZM253 170V171H254ZM259 170V168L257 169L256 168V170L255 171H258ZM115 171V172H114ZM151 171H148V173L149 172H151ZM179 171V172H180ZM188 171V176L190 177L189 179H191L192 177H191V175L193 176V174H191L190 175V172ZM200 171V170H199ZM203 171V170H202ZM207 171V170H206ZM211 171H212V168L210 169V171L207 173V172H205V169H204V172L202 173L201 171H200V173H197V175L199 176V174H202V175H206V174H208V175H206V176H209L210 175V173H211ZM215 171V170H214ZM222 171V170H221ZM220 171V172H221ZM232 171V170H231ZM246 171V170H245ZM248 171H250L249 169H247V173H248ZM252 171V172H253ZM255 171H254V173H255ZM43 172V171H42ZM176 172V173H177ZM178 172V173H179ZM195 172V171H194ZM193 172V173H194ZM213 172V171H212ZM215 172H219L218 170L217 171H215ZM219 172V173H220ZM224 172V171H223ZM223 172H221V173H223ZM234 172H235V170H234ZM259 172V171H258ZM116 173V174H115ZM154 172L152 171V174H153ZM156 173H154V174H156ZM187 173V172H186ZM185 173V174H186ZM195 173V174H196ZM224 173V174H225ZM250 173H251V171H250ZM253 173V174H254ZM38 174V173H37ZM44 174V173H43ZM144 174H147V173H144ZM150 175H151V173H149ZM218 174V173H217ZM230 174V173H229ZM229 174H227L226 176H228ZM249 174V173H248ZM261 174V173H260ZM264 174V173H263ZM39 175V174H38ZM128 175V176H127ZM177 175V174H176ZM184 175V174H183ZM183 175H182V178H184L185 179V177H183ZM216 174H214V172L212 173V175H210L212 178H213V176L214 177H216L215 176ZM219 176H220V174H218ZM218 175H217V177H218ZM231 175V177H232V180L234 181L233 183H235V182H237V178L236 177H242V178H240V179H243V176L245 177V175H243V176H241L240 174L239 175H237V174H230ZM257 175H259V174H257ZM262 175V174H261ZM260 175V176H261ZM51 176V178L53 179V177ZM147 176H148V174H147ZM146 176V177H147ZM152 176V175H151ZM157 175H154V178L156 177ZM186 176V175H185ZM188 176H186V178L188 177ZM194 176H196V175H194ZM201 176V175H200ZM209 176V177H210ZM149 177V176H148ZM153 177V176H152ZM151 177V178H152ZM178 177H179V174H178ZM202 177L203 176H201V179H202ZM211 177H210V179H211ZM220 177H222V176H220ZM230 177V176H229ZM41 178V177H40ZM131 178V177H130ZM177 178V177H176ZM200 178V177H199ZM203 178H205V176L203 177ZM225 178H227V177H225ZM246 178V177H245ZM262 178H264V176L262 177ZM169 179V180H168ZM172 179V180H171ZM183 179V180H184ZM194 179H196V177H194ZM194 179L192 178V180L194 181ZM201 179H199V183H201L200 181H201ZM215 179V178H214ZM42 180V179H41ZM145 180H147L146 178H145ZM151 181L152 180H154V179H150ZM180 180H182L181 179V177H180ZM188 180V179H187ZM187 180H186V182L185 183H187ZM192 180H190L191 182H192ZM198 180V179H197ZM213 180V179H212ZM227 180V179H226ZM228 180H231V179H228ZM224 181V180H222L223 182H230V181ZM54 181V182H55ZM164 181V180H163ZM178 181V178H177V180L175 179L174 180V182L172 183L171 182V188H173L172 186H173V184L174 183H176ZM185 181V180H184ZM239 181V180H238ZM243 181V180H242ZM248 180H247V178H246V182H247ZM44 182H46V181H43V183ZM47 182H49V181H47ZM51 182V181H50ZM181 182V181H180ZM190 182V183H191ZM194 182H196V181H194ZM194 182H193V186L191 187L190 185H192V184H190L189 186L193 189V188H195V186H194ZM202 182H205V181H202ZM179 183V182H178ZM178 183H176V184H178ZM182 183H183V181H182ZM51 184V183H50ZM139 183H137L136 185H138ZM144 184H146L147 185V183H146V181H145V183ZM148 184H149V182H148ZM170 184V183H169ZM176 184H175V186H176ZM209 184V183H208ZM236 184H238V183H236ZM160 185H161V183H160ZM159 185V186H160ZM179 185V184H178ZM187 185V184H186ZM223 185V184H222ZM229 185V184H228ZM45 186V185H44ZM153 186V185H152ZM150 187L151 189L154 187ZM163 186V187H164ZM169 186V185H168ZM188 186V185H187ZM187 186H183L184 188H186ZM188 186V188H190ZM53 187V188H54ZM146 187V186H145ZM144 187V188H145ZM161 188H160V190L162 189V186H160ZM164 187V188H165ZM231 187V186H230ZM144 188H143V190H144ZM155 188V187H154ZM177 188H178V186H177ZM176 188V189H177ZM183 188V190L182 191H185V192H189L190 190H192V189H188V188H186V189H184ZM232 188V187H231ZM41 189H42V187H41ZM45 189V188H44ZM50 189H51V187H50ZM157 189V188H156ZM155 189V190H156ZM189 190V191H186V190ZM237 189H238V187H237ZM43 190V189H42ZM48 190V189H47ZM145 190H147V189H145ZM144 190V191H145ZM178 190H180V189H178ZM198 191V189L197 188H195V190L193 189V192L194 191ZM199 190H201L200 188H199ZM150 191V190H149ZM229 191V190H228ZM115 192H118L117 194H116V197H115ZM146 192V191H145ZM179 192V191H178ZM177 192V193H178ZM181 192V191H180ZM180 192L178 193V195L180 194ZM192 192V191H191ZM44 193V192H43ZM53 193V192H52ZM137 193V194H138ZM150 193V192H149ZM187 193H184V195L185 194H187ZM195 193V192H194ZM199 193V192H198ZM263 193V192H262ZM152 194H153V192H152ZM157 194V195H156ZM219 194V193H218ZM217 194V195H218ZM252 194V193H251ZM251 194H249V195H251ZM147 195V194H146ZM145 195V197H146V199L145 200H149V199H147L148 197ZM167 195H169V194H167ZM177 195V194H176ZM175 195V193H173V195H172V197L171 198H173V196L175 197L176 196ZM210 195V194H209ZM248 195V194H247ZM249 195H248V197H249ZM254 195V194H253ZM29 196V195H28ZM37 196V195H36ZM131 196V197H130ZM187 196H188V194H187ZM191 196V194L189 195V197ZM211 196V195H210ZM213 196V195H212ZM245 196V195H244ZM30 197V196H29ZM157 197V198H158ZM168 197V196H167ZM177 197H180V196H177ZM181 197H184V196H181ZM192 197V196H191ZM201 197H203V195L202 196H200V199H201ZM207 197H208V195H207ZM214 197V196H213ZM212 197V198H213ZM241 197V196H240ZM247 197V196H246ZM133 198V197H132ZM139 198H141L142 200H143V202L141 201V199L140 200H138ZM158 198V199H159ZM171 198H170V200H171ZM186 198V197H185ZM193 198H196V197H194L193 196ZM193 198H191V199H193ZM28 199V198H27ZM26 199V200H27ZM167 199V198H166ZM166 199H164V200H166ZM173 199H175L176 200V198H173ZM178 199V198H177ZM37 200V199H36ZM40 200H41V198H40ZM151 200V199H150ZM150 200H149V203H150ZM168 200V199H167ZM197 200H198V198H197ZM250 200V199H249ZM155 201H156V199H155ZM169 201V200H168ZM176 201H178V200H176ZM175 201V202H176ZM213 201V200H212ZM220 201H222V200H219V202ZM248 201V200H247ZM251 201V200H250ZM34 202H36V201H34ZM39 202V201H38ZM50 202V201H49ZM169 202H171V201H169ZM173 202V201H172ZM187 204H186V203ZM231 205H232V209H233V215L232 216H234V217H232V218H239V216H237L238 214V212H239V207H240V201L238 200V199H236V198H233L231 201ZM26 203H28V202H26ZM165 203V202H164ZM177 203V202H176ZM29 204V203H28ZM28 204H27V206H28ZM39 204H41V203H39ZM54 204V203H53ZM183 204V205H182ZM221 204H222V202H221ZM3 205V204H2ZM37 205H38V203H37ZM163 205V206H162ZM196 205H199V204H196ZM33 206V205H32ZM3 207V206H2ZM5 207V206H4ZM35 207V206H34ZM151 207V204L149 205V208ZM164 207V208H163ZM199 207V206H198ZM1 208V207H0ZM30 208H31V206H30ZM29 208V209H30ZM36 208V207H35ZM133 208H134V211L135 212H132V210H133ZM147 208V207H146ZM145 208V209H146ZM227 208H230V206H228ZM27 209V210H26ZM42 209V208H41ZM47 209V208H46ZM143 209V210H142ZM152 209V208H151ZM202 209V208H201ZM4 210V209H3ZM6 210H4V211H6ZM25 212H29V210H28V208H25V209H23ZM31 210V209H30ZM35 210V209H34ZM52 210V209H51ZM137 210V211H136ZM142 210V211H141ZM149 210V209H148ZM147 210V211H148ZM231 210V209H230ZM43 211V210H42ZM47 211V210H46ZM46 211H44V212H46ZM138 211H140L141 212V214H137L138 213ZM14 212V211H13ZM32 212V211H31ZM30 212V213H31ZM8 213V211L6 212V214ZM12 213V212H11ZM29 213V214H30ZM34 213V212H33ZM48 213V212H47ZM50 213H51V211H50ZM148 213H149V215H148ZM232 213V212H231ZM9 214V213H8ZM22 214H24L23 213V211H22ZM27 215V214H26ZM243 215V214H242ZM6 216H8V215H6ZM11 217L10 218H7V220L8 219H10V221L11 220H13V218H14V214H12V215H10ZM24 216V215H23ZM31 216V217H32ZM47 216V217H46ZM175 216H178L179 217V222L178 221H176V223H174V219H177L178 220V218H176ZM237 216V217H236ZM3 217V216H2ZM4 217H5V215H4ZM19 217H21V216H19ZM18 217V218H19ZM25 217V216H24ZM31 217H30V219H31ZM230 217V220L232 219ZM16 218V217H15ZM14 218V219H15ZM33 218V219H34ZM251 218V217H250ZM27 219V218H26ZM203 221H202V220ZM229 218H227L226 219V221L228 220ZM6 220V223L8 222ZM15 220H17V219H15ZM14 220V221H15ZM28 220V219H27ZM197 220H201L200 222L198 221V222H196ZM204 220H205V222H204ZM222 220V219H221ZM224 221H225V219H223ZM18 221H19V219H18ZM21 221V220H20ZM173 221V222H172ZM229 221V220H228ZM232 221V220H231ZM234 221V220H233ZM232 221V222H233ZM211 223H212V220L210 221ZM208 223V225H207V227H209V229L211 230V228H212V226L213 225H215V227H216V223H215V221L213 220V225L212 226H210V224L211 223ZM10 223V222H9ZM12 223V222H11ZM34 223V224H35ZM200 223H202V224H200ZM237 223V222H236ZM239 223H241V222H239ZM19 224H21V223H19ZM31 224V223H30ZM134 224V225H133ZM198 224H200L199 225V227H198ZM235 224V223H234ZM234 224H231V225H234ZM238 224V223H237ZM3 225V224H2ZM2 225H1V227H2ZM9 225V224H8ZM193 225V224H192ZM9 226H12V225H9ZM9 226H3L5 229H6V232L8 233V229L10 228ZM18 226V225H17ZM21 226V225H20ZM32 226H34V225H32ZM206 226V225H205ZM226 226V225H225ZM235 226V225H234ZM238 226V225H237ZM236 226V227H237ZM16 227V226H15ZM214 227V226H213ZM226 227H230L229 225L228 226H226ZM236 227L235 228H232V226L230 227V229L229 230H233V229H236ZM4 228H3V230H4ZM33 228V227H32ZM36 228V227H35ZM45 228V227H44ZM49 228V227H48ZM206 228V227H205ZM232 228V229H231ZM14 229V228H13ZM37 229V228H36ZM188 229V230H187ZM216 229V230H217ZM225 229H227V228H225ZM15 230V229H14ZM14 230H12V231H14ZM17 230V229H16ZM31 230V229H30ZM32 230H34V229H32ZM44 230V229H43ZM48 230V229H47ZM50 230V229H49ZM200 230V229H199ZM204 229H202V231H203ZM205 230H207V228L205 229ZM213 230V229H212ZM215 230V229H214ZM10 231V230H9ZM12 231H10L11 233H13ZM24 231V230H23ZM39 231V230H38ZM42 231V230H41ZM45 231V230H44ZM44 231H42V232H44ZM197 231V230H196ZM208 231V230H207ZM206 231V232H207ZM236 231H237V229H236ZM2 232V231H1ZM5 232V233H6ZM26 232V231H25ZM28 232V231H27ZM3 233H4V231H3ZM17 233V232H16ZM16 233L14 232V234H15V236H16ZM29 233H30V231H29ZM29 233H28V236H29ZM35 233V232H34ZM41 233V232H40ZM50 233V232H49ZM202 233V232H201ZM210 233V232H209ZM222 233V234H221ZM225 233V234H224ZM234 233V232H233ZM22 234V233H21ZM37 234V233H36ZM227 234H229V236H227ZM237 234V233H236ZM6 235V234H5ZM10 235V234H9ZM31 235V234H30ZM40 235V234H39ZM38 235V236H39ZM46 235H47V233H46ZM221 235H224V236H222L221 237ZM227 237H226V236ZM14 236V235H13ZM24 236V235H23ZM22 236V237H23ZM37 236V235H36ZM35 236V237H36ZM48 236V235H47ZM230 236V237H231ZM235 236H237V235H235ZM239 236V235H238ZM237 236V237H238ZM19 237V236H18ZM53 237V236H52ZM221 237V238H220ZM233 237V236H232ZM8 238V237H7ZM9 238H11V236H9ZM24 238V237H23ZM29 238V237H28ZM34 238V237H33ZM238 238H240V237H238ZM14 239V238H13ZM21 239V238H20ZM32 239V238H31ZM41 239V238H40ZM213 239V238H212ZM220 239H223L222 241L220 240ZM230 239V238H229ZM3 240V239H2ZM1 240V241H2ZM9 240V239H8ZM12 240V239H11ZM23 239H21L20 240V242L22 241ZM221 241V243H223V245L221 244V243H218L219 241ZM14 241H15V239H14ZM32 241H33V239H32ZM31 241V242H32ZM228 241V240H227ZM4 242V241H3ZM36 243L37 242H40V241H35ZM49 242V241H48ZM28 243V242H27ZM34 243V242H33ZM218 243V244H217ZM3 244V243H2ZM7 244V243H6ZM40 244V243H39ZM42 244V243H41ZM50 244V243H49ZM221 244V247H223L222 249H221V247H219L218 245H220ZM19 245V244H18ZM18 245H17V243L15 244L13 241H9V243L6 245V249H5V246H3L4 247V250L5 251H3L4 253H6V254H8L10 257L8 258L9 260H10V262L11 261H14V263H15V261H16V259L18 258L17 256V258H15V256L13 255V253H14V249H15V247L17 246L18 247ZM36 245V244H35ZM2 246V245H1ZM37 246V245H36ZM47 246V245H46ZM54 246V247H55ZM28 247V246H27ZM33 247V246H32ZM38 247V246H37ZM44 248V247H43ZM46 248V247H45ZM23 249V248H22ZM30 249V248H29ZM35 249V248H34ZM47 249V248H46ZM52 249V248H51ZM225 249V250H226ZM3 249H1L0 251H2ZM27 250V249H26ZM36 250V249H35ZM49 250H50V247H49ZM222 250H223V252H222ZM17 251V250H16ZM37 251V250H36ZM53 251V250H52ZM238 251V252H237ZM22 252V251H21ZM42 252V251H41ZM48 252V251H47ZM227 252H226V254H227ZM229 252V253H230ZM27 253V252H26ZM30 253H31V251H30ZM49 253V252H48ZM69 253H72V255H69ZM42 254H43V252H42ZM55 254V253H54ZM53 254V255H54ZM232 254H229V255H231V257L233 258L234 257V255L232 256ZM239 254V253H238ZM237 254V255H238ZM1 255V254H0ZM5 255V254H4ZM24 255V254H23ZM22 255V256H23ZM28 255V254H27ZM32 255V254H31ZM30 255V256H31ZM35 255H36V253H35ZM224 255V256H223ZM228 255V257H230ZM2 256V255H1ZM7 256V255H6ZM39 256H41V255H39ZM38 256V257H39ZM236 256V255H235ZM33 257H35V256H33ZM37 257V258H38ZM44 257V256H43ZM51 257V256H50ZM227 257V256H226ZM237 257V256H236ZM238 257H239V255H238ZM237 257V258H238ZM4 258V257H3ZM3 258H1V259H3ZM6 258V259H7ZM19 258H20V254H19ZM18 258V259H19ZM26 258V257H25ZM24 258V261L22 262V263H20L18 260L16 261V262H19V264H27V263H29L30 262V260L29 261H27L28 260V258H30V257H28L27 259H25ZM32 258V257H31ZM232 258H229V259H232ZM237 258H235V259H237ZM5 259V258H4ZM40 259V258H39ZM42 259V258H41ZM234 259V258H233ZM229 260V261H234V262H232V264H235V259L234 260ZM242 259V258H241ZM37 260V259H36ZM239 260H240V258H239ZM237 261L238 262V264H240V261ZM39 261V260H38ZM9 262V261H8ZM34 262V261H33ZM41 262H42V260H41ZM236 262V263H237ZM31 263V262H30ZM40 263V262H39ZM38 262H37V264H39ZM250 263V262H249ZM34 264H36V263H34ZM41 264V263H40ZM46 264V263H45ZM49 264V263H48ZM230 264V263H229ZM246 264V263H245ZM248 264V263H247Z\"/></svg>","mask_w":264,"mask_h":264},{"label":"rangeland","instance_id":"2","mask_svg":"<svg viewBox=\"0 0 264 264\" xmlns=\"http://www.w3.org/2000/svg\"><path fill=\"white\" fill-rule=\"evenodd\" d=\"M10 0H6L4 3H6V6H5V4L3 5L4 6V8H2L1 10H0V12L2 13H0V19L2 18V20H0V27H1V29H0V45L1 46H3L0 50H4V51H0V61L1 60H3V64H1V66H0V81H2V83L4 84V83H8V87H3V85H1V82H0V86H1V88L3 87V91H2V89H0V93H1V97H0V101H3V103H9V104H15V105H18L19 107H22V106H28V108L29 107H33V109H35V110H37V111H39L40 110V108H41V105L42 104H45L47 101H48V104L49 103H52V100H53V98L51 97V94H45V92L46 93H49L48 91V89H55V88H57V87H59L58 89H60V87L62 86V87H67V88H72V87H74V85H76L77 83H78V80H80V79H82L81 80V82H79L80 84H77V86L76 87H74L73 89H79V90H81V91H79L80 93L81 92H85V91H87L88 89H90V88H93V89H97L96 91H95V94H94V98H96L97 96H101V97H97V102H98V100H100V99H102V100H100L102 103L100 104V102H98L97 104H95L96 106H98L99 104H100V106L102 105V106H105L107 103H108V105H111V111L109 110L108 112H106L107 113V116H109L108 117V120L107 121H103V120H98L97 121V129H98V131H99V133L100 134H103V130H104V132L106 133L107 131H109L111 134H112V136H113V140H112V143H114V141H115V143H114V145H116V146H118L117 144L118 143H120V142H124L125 144L126 143H128V145H129V143H130V147L132 146L131 144H133V142H135L134 144H133V146H132V151L134 150V145H136L137 146V143H138V141L140 142V144H142L143 145V141H150V139H152V138H154V139H157L156 137V134L158 135V139L157 140H152V141H148L149 143H147V142H145L144 144H149V146L150 145H157V143L158 144H160V145H157V147L158 146H163V144H164V146H165V144H166V148H164V146L160 149V148H157L156 149V147L154 148V149H152L151 147L150 148H147L146 149V152L144 153V151H145V149H144V147L142 146V148H136L135 147V150L133 151V152H129V151H131V150H129L130 149V147L129 146H127V144L125 145V144H119V145H122L121 147L119 146V148L117 147L116 149L117 150H119L120 148H125V146H127L126 148H128L129 147V149H127L128 150V152L131 154L130 156L131 157H129V159H130V162H131V170H128V171H130L129 173H130V175L128 176L129 177V180H131V182H130V185H131V189H130V191H129V194L133 197H131V200H133V199H137L138 198V196H140L141 198H142V194H144V193H146L145 195L148 197L147 199H151L150 200V203H149V200L147 201V200H145L146 199V197H145V195H144V197L143 198H145L144 199V201L145 202H143V198L141 199V198H139L138 200H140L141 199V201L145 204V205H147V206H145L143 209H144V211H145V213L143 212L142 214H141V212L140 211H138V215L139 214H141V217H142V215L143 216H145V215H147L146 214V212H151L152 210H155V208H153V205L154 204H152V201H153V198L155 197L154 196V194L159 190V192H157V194L159 195V193L160 194H163L162 192L163 191H165L167 188L166 187H168V189H169V192L167 193V191H168V189L164 192V193H167V194H169V195H167V194H163V195H165L164 197H166L169 201H171V202H169L166 198H163L162 200L165 202H163V205H165V204H169V203H171V204H174V205H179V206H181V204H179V203H183L184 204V201H186V200H184V199H187L188 201H187V203H189V205H190V213L192 214V215H197V214H201V212L202 211H205V210H210V212H218V214L219 213H221L220 214V216L218 215L217 217H219V220H218V218L217 219H211L212 220V223L210 222V221H206L205 222V220H204V222L205 223H203L204 225H200V224H202V223H200V224H198V227H199V225L201 226V227H199V228H197V227H195L196 225H194L195 224V221H193L192 222V224L188 227V229H189V232H197V233H200V234H209V236L211 237V240H209V241H213V240H215L216 242H217V238L216 239H214V237H212L214 234H216V233H218L217 231H219V227H220V229H223V232H228L229 234L230 233H232L233 235V237L231 236V234H230V236H229V234H227V236H229V237H227L226 235V237H227V239L225 238L224 240L223 239H220L221 241L223 240V242H224V245H223V243H221V241H219L218 243H221L224 247H225V245L226 244H229L230 243V241H232V240H236L237 242H238V240H240L241 241V243H242V241H243V244H240L241 245V249L239 248V257H238V255L237 254H235V252H233V254L230 252H227V250H229V249H231V247H229V249H226V247H227V245H226V247H225V249L223 248V247H221V244L220 245H218L219 247H221V249L223 248L224 249V252H223V250H222V252L224 253V255H225V257H224V259L223 260H225L224 262H226L227 261V259H228V262L230 263V264H232V262H234V261H229V260H232L233 258L235 259V258H237V259H235V261L237 262L238 260H239V258H240V264H264V178H262L263 176H264V171L262 172L261 170H260V167L261 166H259V165H261V163H260V161L261 160H263L264 161V159H261L260 160V158H259V156L262 158H264V153H263V155H260L259 153H261L262 154V152H264V143L262 142V146L260 147V142H257V141H261L260 139H264V137H261V136H264V135H261L262 133H263V131H264V126H262V125H264V123L262 124V119H260L259 117H257V116H255V104H253V102H251L250 103V105L247 107H245L244 109H243V112H242V115H244V117L245 116H247V117H241V119L243 118L244 119V121H243V123H242V125L240 126V122L243 120H241L240 122H239V126H240V129L239 128H236V130L238 131V130H240V131H243L244 129H245V131H243V132H245V133H247V131L249 130V128H248V126H249V123H247V122H252V117H253V119H255V117H257L256 118V121H258L256 124L257 125H261L262 126V128L260 127V126H258V127H255L256 126V124H253V123H255L254 121L252 122V125L254 126V130H249L250 132H252V133H256L257 131L259 132H257L254 136L255 137H257V135L258 134H260V135H258V136H260L261 138H259V137H257V138H255V137H253V136H250V133L248 134V137L246 136L247 134H245V136H243V134H241V132L240 131H238L237 133H236V130H235V133H233V135L235 134V136H232L231 137V139H229V143L231 142L230 140H232V144L230 145L231 146V148L230 147H228V145L226 146V145H222L220 148L219 147H217V149H213L214 151L216 150L217 151V153H219V152H222L221 153V155L222 154H224L225 155V159H223L222 158V156H220V157H218V155H217V158H219V159H217L216 158V154L215 153H213V152H211V150L212 149H210V154H215L214 156H213V158H212V156H210V158L209 157H207V156H209L210 154L209 153H205V156H206V158H209L210 159V161L209 162H213V160H214V157L218 160H215V161H217L218 163H212L213 164V166L214 167H216V168H214L210 163H209V167L208 166H206V164L204 165V163H203V165H202V163H197V165H198V167H197V169H199L202 173L204 172V169H205V172H209L210 171V169L212 168V171L214 172V174H216L215 176L216 177H214L213 176V178L210 176V175H212V171H211V173H210V177H211V179H210V177L209 176H206V175H208V174H204V175H202V174H199V176L197 175V173H200V171L198 170V172L196 171V170H193L192 169V167H191V165H190V167H191V169L193 170V172L191 173V170L189 171V169H188V171L190 172V175L191 174H193V176L191 175V177L194 179V177H196V179H194V181H196V182H194L193 180H192V178L191 179H189L190 177L188 176V171H187V169L186 170H184L185 169V166H183V165H181L182 163H185V162H182L181 163V161H183V159H184V161L186 160V161H188V162H190V160L192 161V158H190V157H192L190 154H192L193 155V150H191V152L192 153H190V149H192V148H190V147H192L191 146V144H189V143H187L188 141L190 142V139L189 138H194L195 136H197V135H191L192 133H194V134H196V132H194L195 131V128L196 127H193V125L195 124V123H200V125L202 124L201 123V121L202 120H204V118H211V117H213V119H218V118H221V117H223V116H225L227 113H228V110H227V108L225 109V107L226 106H224V104H221V103H218V102H220V101H218L217 103L216 102H212V103H208V104H204V105H202V106H200V108H199V106H185V109L186 110H190L191 112H193V114H188V111H186L185 112V109H184V111H183V109H182V107H184V105L182 104V103H179L178 105L180 106L179 107V109H182V110H180L179 111V109L178 108H175V109H178V111H179V113L177 112V110H176V112L178 113H175V109H173V110H171L172 108H174V107H171V105L169 106V104H171V102L173 101V97L172 98H166L165 96H163V97H159V98H157L156 97V99H155V97H154V99L155 100H160L159 101V104L157 103V104H155L156 103V101L153 99V98H151V97H153L154 95H153V90L152 89H150V88H148L147 87V82H148V80L150 79V77H147L146 76V72L148 73V71H150V69L148 68L149 66L152 68V65H153V63H154V60H153V56H150V57H148V54L150 55H154V57H157V54L155 53V51H152L153 49H152V47L149 45L148 47H146V48H139L138 49V46H137V44H135V46L137 47V50H140V52H142V53H145V51H146V49H147V53H145V55L143 54V55H138L137 53H134V54H132L131 56H125V58L127 59V60H125L124 58V60L122 59V61H121V58H120V53H117L116 52V47H115V44H116V42H115V40L113 41V39H116L119 35H118V33L116 34V29L115 28H117V27H115V26H112V28H111V26H109V25H106L107 24V19L105 20L104 19V17H109V15L111 14V13H109V11H108V9L107 8H103V7H101V6H99V7H95V9H96V11H98V14H100V15H102L101 16V18L103 17V15H104V13H105V16L102 18V20H99V22H98V24H102V22L103 23H105V24H103V25H101L100 26V28H96V29H102V30H106V31H108V33L109 32H111V30L112 31H114L113 33L111 32V34H109V36H107V35H105V34H107V32L106 31H103V32H99L98 30H96V29H93V32H91L92 31V28H94V27H92V28H88V26L87 25H85V22L83 21V19L84 20H87L90 16V21H92L93 19H94V16L92 17V14L93 13H91V12H89V10L87 11H85L87 14L89 13V15L90 16H88V18L86 19V17L84 18V16H87V14H85V13H82L81 11H78V12H76L77 14L78 13H80V16H78V15H76L75 17L73 16V17H71V16H69V15H64L59 21H61L62 19H65L66 20V18H67V20H66V23H62L61 24V22H59L58 23V21L56 22V23H53L52 25H50V26H47L46 24H45V15L47 16V14H42V15H40V12L42 11V13H46V12H48V10L51 8V6L52 5H47L46 4V0L44 1L45 2V4H43V9L42 8H40V4L42 5V1L43 0H38V1H40L41 3L39 4V2L37 3V0H29V1H31V3L33 2L34 4H38L37 6L39 7V9L37 8V6H32V5H27L26 6V4H25V1L23 0V3L22 2H18L17 3V1L18 0H11V2H12V4L9 2ZM48 1V0H47ZM53 1L55 2H57L58 0H49V2L51 3L52 2V4H55V3H53ZM8 2V3H7ZM32 3V4H33ZM25 4V5H24ZM24 5V6H23ZM58 4L56 3V6H57ZM46 6V7H45ZM48 6H49V8H48ZM115 7L117 6V5H114ZM31 7L32 8H34V9H31ZM18 9L17 11H15L14 9ZM116 8L119 10H116ZM115 9H114V13L113 14H111L110 16H118V17H124V15L123 16H120L119 14L122 12V11H120L121 10V8L119 7V6H117ZM11 9V10H10ZM22 9V10H21ZM31 9V10H30ZM41 9V11L39 12L38 10H40ZM101 9V10H100ZM102 9H104V10H107V11H104L103 12V10ZM26 10H28L29 12L27 13V11ZM34 10H37V12H39V13H36ZM45 10H47V11H45ZM85 10V8H83L82 9V11H84ZM15 13H14V12ZM19 11H21V12H25L24 14H22L21 12H19ZM31 11H33L32 13H36V14H38V16L37 15H34V14H32V13H30ZM100 11V12H99ZM103 12V14H102V12ZM116 11V12H115ZM118 11V12H117ZM9 13V14H8ZM14 13V14H13ZM28 15H27V14ZM91 13V14H90ZM107 13V14H106ZM116 13H119V14H117V15H115ZM123 13V12H122ZM122 13H121V15H122ZM31 14H32V16H33V20H32V17H31ZM84 14V15H83ZM14 15V16H13ZM21 16V18L23 17H26L27 16V18L28 19H23L22 21L21 20H19L20 19V16ZM30 15V16H29ZM75 15V14H74ZM34 16H37V18H34ZM67 16H69V17H67ZM78 16V17H77ZM13 17H14V19H13ZM16 17H19V19L18 18H16ZM82 17V18H81ZM117 17V18H118ZM4 18V19H3ZM7 18V19H6ZM31 20H30V19ZM41 18V19H40ZM70 18V19H69ZM75 20V19H79V20H73V19ZM100 18V19H101ZM37 19V20H36ZM42 20L43 22H44V24H40L39 23V21L40 20ZM82 19V23H80V24H82V26H76V24L74 23V22H77V24H79V22H81L80 20ZM14 20H19L18 22H16V21H14ZM39 20V21H38ZM69 20H70V22H69ZM73 20V21H72ZM95 20V19H94ZM7 21H9L8 23H7ZM21 21V22H20ZM26 21H28V22H26ZM30 21V22H29ZM33 21V24L31 23ZM40 24V26L39 27H42L43 28V30H42V28L40 29L38 26H35V28H37V29H35L34 28V25H36V23L37 22ZM63 21V20H62ZM88 21V20H87ZM87 21H86V23H87ZM14 22H16L15 24H14ZM41 22V21H40ZM42 22V23H43ZM65 22V21H64ZM74 24H73V23ZM84 22V23H83ZM21 23V24H20ZM29 23H31V24H29ZM37 23V24H38ZM58 23V24H57ZM68 23V24H67ZM69 23H70V25H69ZM14 24V25H13ZM18 24H19V27H20V29H22L21 31L22 32H24V33H22L21 31H20V29L19 30H17L20 34H18V32L17 31H14V32H11V29L12 30H15V28H18ZM38 24V25H39ZM66 24V25H65ZM74 26H73V25ZM2 25V26H1ZM17 25V26H16ZM23 25V26H22ZM30 25V26H29ZM31 25H32V27L33 28H30L31 27ZM47 26L46 28H47V30H46V28H45V26ZM60 25V26H59ZM83 25H84V27L86 28V29H84L83 28ZM6 26H7V28H6ZM11 26V27H10ZM16 26V27H15ZM25 26L27 27V26H29L27 29L25 28ZM52 26H53V28H52ZM61 26H63L64 28L66 27V29H64L63 27H61ZM87 26V27H86ZM2 27H4L3 29H2ZM55 27V28H54ZM101 27H103V28H101ZM14 28V29H13ZM69 30H68V29ZM70 28H75V30L76 31H74L76 34L74 35V33H72L73 32V30L71 31L70 30ZM82 30V33L80 34V33H78L77 32V30ZM82 28V29H81ZM87 28H88V30H89V32H88V30H87ZM106 28V29H105ZM7 29H9L8 30V32L6 31ZM44 29L46 30V31H44ZM56 29L58 30V32L56 31ZM61 29V30H60ZM62 29H64V30H66V32H68L69 31V33H64L65 31H63ZM113 29H115V30H113ZM23 30H25L26 32H27V30H28V32L29 33H27L28 35H31L30 36V38H29V36H26L27 34H26V32L25 31H23ZM31 30H33V31H31ZM40 30H42L41 32H42V36H41V32H40V34H39V32L38 31H40ZM52 30V31H51ZM60 30V31H59ZM68 30V31H67ZM84 30H86L87 31V34L89 35H87L86 34V31H84ZM131 30L133 31V32H135V33H137L139 30L141 31V29L139 28V27H136V26H134V27H132L131 28ZM47 31L49 32V31H51V32H49V33H47ZM55 32V33H53L52 35H51V33L52 32ZM70 31H71V33L73 34H70ZM219 31L223 34V35H225V33H226V35H228V34H230L231 35V30L229 29V27L228 26H222L220 29H219ZM3 32V33H2ZM7 32V33H6ZM37 32V33H36ZM43 32H45L44 34H43ZM59 32L61 33H63V37L61 36L62 35V33L61 34H59ZM86 34H84V33ZM98 32V33H97ZM106 32V33H105ZM259 32H261V30H259ZM2 33V34H1ZM11 33V34H10ZM15 33H17L16 35H15ZM31 33V34H30ZM57 33V34H56ZM78 33V34H77ZM94 33V35L96 36H94V37H91L92 39H94V42L96 41V42H98V41H100V42H98V43H94L95 45H93V44H91L92 42H93V40L91 41V38H90V36H93V35H91V34H93ZM96 33L97 34H99V37L96 35ZM102 33V34H101ZM105 33V34H104ZM228 33V34H227ZM262 33V32H261ZM264 33V32H263ZM10 35V37L11 38H9L8 36ZM13 34V36H11ZM25 34V35H24ZM39 35V39L40 40H42L43 38H44V41L42 40L41 42H40V40L38 39V35ZM55 34V35H54ZM84 35V39L83 38H81V39H79L81 36H79V35ZM101 34V35H100ZM104 34V35H103ZM112 34L114 35H116V37L115 36H113L112 37ZM3 37H2V36ZM7 36V39L5 40V36ZM32 35L34 36V35H36L37 37H35V39H34V37H32ZM44 35V36H43ZM57 35V36H56ZM67 35V36H66ZM82 35V36H83ZM223 35H220V34H218V35H216V36H210V35H207L206 37H205V39H206V42H204V41H202V40H200V41H197L195 44H193L194 46H195V50H196V52H197V54L199 55V56H204L205 55V52H222L223 53V55L225 56V57H227L228 55H227V52H225V50H217V48H216V46H214L215 44H213V43H211L210 42V40L212 39V40H216V41H218V42H220V43H222V44H224V42H225V44L224 45H230L229 44V39H227V37L226 38H223V37H225V36H223ZM263 35V34H262ZM47 36V37H46ZM62 38H61V37ZM79 36V37H78ZM101 36H102V38L104 39H102L101 38ZM106 37H108L106 40H105V38ZM120 36H121V38L123 37V35L120 33ZM119 36V37H120ZM232 36V35H231ZM251 36H254V35H251ZM5 37V38H4ZM23 37V38H22ZM27 39H26V38ZM33 38V40H31L32 38ZM71 37V38H70ZM78 37V38H77ZM90 39H89V38ZM255 37V38H254ZM254 37H250L249 38V41H250V43H249V46H250V48L251 49H253L254 51L256 50V48L258 47H260L259 49L260 50H262V52L261 51H259V49L258 50H256L253 54H247V52H244L243 54H244V58H247V59H249V57L248 56H250V57H254V59L252 58H250L249 59V63H250V67L251 68H253L254 70H255V63H252L253 61H260L261 62V64L263 65L264 64V56H263V59H262V54L264 55V51H263V49H264V47L262 46V45H260L259 44V46H258V44H256V43H259L260 41V39L259 40H257L258 39V37L256 38V36H254ZM19 38V39H18ZM55 40H54V39ZM61 39V41L63 40L64 42L63 43H66L67 42V39L69 40V38H70V40H78L79 42H84V43H86V44H88V46L87 47H85V44H84V47L85 48H88L90 45H89V41L91 42L90 44H91V46H90V48L91 49H87V50H84L85 48H81L83 45H81L82 44V42L81 43H77L76 41L75 42H73V41H68L69 43H67V44H62V42L60 41V39ZM89 39V41H88V39ZM96 38H97V40H96ZM100 40H99V39ZM109 38H111L112 39V43L113 44H107V43H110L111 42V40L109 39ZM136 38V37H135ZM18 39V40H17ZM39 40L37 43H36V41L37 40ZM52 39V41L54 40L55 42H54V45H53V42H51L50 40ZM59 40V42H58V40ZM123 39V38H122ZM210 39V40H209ZM2 40H3V42H4V45H3V42H2ZM15 40H17V42L15 43ZM28 40V41H27ZM86 42H85V41ZM101 40H103V42L101 41ZM109 40H110V42H109ZM207 40H209L208 42H207ZM7 41H8V43H7ZM25 42V44L23 43H21V42ZM46 41H48V42H46ZM57 41V42H56ZM88 41V42H87ZM216 41H212V42H216ZM227 41H228V43H227ZM257 41V42H256ZM12 42H14L13 44H12ZM29 42V43H28ZM45 42V44L43 45V43ZM50 42L52 43L51 45H50ZM73 42V44H71ZM211 44H210V43ZM255 42V44H256V46L253 44ZM10 43H11V45H10ZM198 43V44H197ZM204 43H206L205 45H204ZM261 43V42H260ZM35 44H36V46H35ZM42 46H41V45ZM48 44V45H47ZM57 44V45H56ZM61 44V45H60ZM69 44H71V45H69ZM75 44H78L77 45V47H75L76 45ZM100 44V45H99ZM102 44V45H101ZM202 45V46H199L198 47V45ZM208 44V45H207ZM6 45H9V46H6ZM22 46V47H20V46ZM25 45V47H23ZM51 47H50V46ZM60 45V46H59ZM66 45V46H65ZM68 45V46H67ZM80 45H81V47H80ZM104 45V46H103ZM107 45V46H106ZM114 45V46H113ZM209 45H213L214 47H210ZM0 46V47H1ZM6 46V47H5ZM31 47V48H29V49H27L28 47ZM37 48V50H34L35 49V47ZM39 48H38V47ZM53 46V47H52ZM59 46V47H58ZM64 46L65 47H67V49H65L64 48ZM72 46H74V48H76V50H78V47H79V50L78 51H76L75 49H74V51L73 52H76V55H78L79 54V52H80V50L83 52V54H82V52H81V54H80V56L78 55V56H76L75 54H73V52H72V50L70 49L69 51H68V49L70 48V47H72ZM209 48H208V47ZM34 49H33V48ZM44 47V48H43ZM61 47V49L62 50H60V49H58V48H60ZM115 47V48H114ZM11 48V49H10ZM44 50H43V49ZM50 48L52 49V48H55L54 50L56 51V48L58 49L57 50V52H55V54H53V51L54 50H50ZM64 48V49H63ZM98 48V49H97ZM99 48H101V49H99ZM103 48H104V50L105 51H103ZM106 48V49H105ZM112 48V49H111ZM148 48H149V50H148ZM203 48H205V50L206 49H211V50H206V51H204L203 52ZM34 50L35 52L33 53L32 51H30V50ZM40 49V50H39ZM73 49V48H72ZM95 50L94 52H96L95 54H94V52H92L93 50ZM151 49V50H150ZM224 49V48H223ZM9 50H11L10 51V53H6V52H9ZM24 50V51H23ZM27 50H29L28 52H27ZM38 50L40 51L39 53H38ZM84 50V51H83ZM92 50V51H91ZM103 52H102V51ZM12 51L17 55V53H21V51H23V52H25V54L26 53H28V54H26L27 56H29V58H23L22 56L24 55L23 54V52L21 53L22 55H19L18 57L17 56H14V58H13V60L15 61V63H14V61H12V57H13V55H15V54H13L12 53ZM36 51H37V53L38 54H36ZM44 51V52H43ZM51 52L53 55H50V53H47V52ZM60 51V52H59ZM63 51H65L64 53H62ZM113 51V52H112ZM115 51V52H114ZM149 51H151L150 53H149ZM200 51H202V52H200ZM17 52V53H16ZM42 52V53H41ZM69 53V55L71 56V54L70 53H72L73 55H72V61H75V59L73 58V56L76 58V63H74V62H72L71 63V57L69 58V59H67L66 58V60H64L62 57H61V55L62 56H64L66 53ZM85 52H86V54L87 55H85ZM110 52H112V54H111V56L109 55V53ZM199 52V53H198ZM261 52V57H260V53ZM6 53V54H5ZM32 53V54H31ZM41 53V54H40ZM44 53V54H43ZM59 53H61V55H59ZM67 53V54H68ZM91 53H93V54H91ZM114 53V54H113ZM115 53H117V54H115ZM154 53V54H153ZM200 53H201V55H200ZM203 53V54H202ZM36 54V55H35ZM48 54H49V56H48ZM66 54V56L67 57H69L68 55ZM89 54H91V55H89ZM101 54V55H100ZM155 54H156V56H155ZM242 54V55H243ZM256 54V55H255ZM259 55V58H258V55ZM25 55V56H26ZM57 56V57H55V56ZM82 55V56H81ZM96 55H99L98 57H96L95 58V56ZM102 55H108V57L109 58H107L106 56H104V57H106L105 59L104 58H101V57H103ZM246 55H248V56H246ZM255 55V56H254ZM10 56H12L11 58H10ZM26 56V57H27ZM39 56V57H38ZM40 56L42 57V60H39V59H41L40 58ZM47 56V58L48 59H46L45 57ZM54 56V57H53ZM66 56H64V57H66ZM139 56H142V58H141V60H138V59H136V58H138ZM246 56V57H245ZM8 57H9V59L11 60H8ZM16 57V58H15ZM37 58V60L35 59H32V61H30L31 60V58ZM53 57V58H52ZM78 57H80V59L78 58ZM92 59H91V58ZM121 57H123V56H121ZM134 57V58H133ZM143 57H144V60H146V61H144L143 60ZM22 59V61H20L21 59ZM53 60H52V59ZM57 58V59H56ZM60 58L61 59H63V60H60ZM85 58H87V59H85ZM88 58L89 59H91V60H88ZM94 58V59H93ZM98 58V59H97ZM101 58V59H100ZM139 58V59H140ZM243 58V57H242ZM244 58H243V62L246 64H249L248 63V61H247V59H245L244 60ZM16 59V60H15ZM45 59V60H44ZM85 59V60H84ZM104 59V60H103ZM260 59V60H259ZM45 62H44V61ZM48 60V61H47ZM70 60V63H68V61ZM77 60H78V62H77ZM95 60V61H94ZM101 61L102 60V62H100L99 63V61ZM133 60V61H132ZM143 60V62L144 63H141V61ZM30 61V62H29ZM37 61H39L38 63H37ZM51 61V62H50ZM57 63L56 65H55V63ZM60 61V62H59ZM63 61V62H62ZM65 61V62H64ZM85 61H88V62H85ZM92 61V62H91ZM108 61V63H106ZM110 61H113V63L112 62H110ZM114 61H118L117 62V64H119V67H121L122 69L121 70H118L119 68H116L118 65H115V63H114ZM153 61V62H152ZM245 61H247V62H245ZM22 62V63H21ZM28 62H29V64H28ZM85 62V63H84ZM97 62V63H96ZM124 62V63H123ZM129 62V63H128ZM151 64H150V63ZM2 63V62H1ZM9 63V65H11V66H8L7 64ZM18 63V64H17ZM26 63V64H25ZM41 63H43L42 64V66H40V64ZM50 64V66L48 67L47 66V64ZM52 63H54V65H52ZM58 63H60V65L59 66H61L63 63H65L64 65H62L61 66V68H59L58 67ZM62 63V64H61ZM67 63H68V65H67ZM84 64V65H82V64ZM99 63V64H98ZM102 63H103V65L106 63V65H108L107 66V68L106 67H104L103 65H102ZM114 64V65H112V64ZM121 63L122 64H124V65H122L121 66ZM44 64H46V65H44ZM78 64V65H77ZM90 64H96V65H94V66H96V68H97V66L100 68L101 67V69H97V70H102V71H99L100 73H96V69L93 67V65H90ZM98 64V65H97ZM127 64V65H126ZM130 64V65H129ZM148 64H149V66H148ZM251 64H252V66H251ZM14 65H16V66H14ZM26 65H28V66H26ZM71 65V66H70ZM77 65V67L78 66H80V65H82V67H81V70H80V68L78 67V69H77V67H76V73H75V70L73 71V68L75 69V67L74 66H76ZM89 65V67L88 68H90L89 70L90 71H88V69H87V66ZM100 65V66H99ZM109 65H111V66H109ZM146 65V66H145ZM18 66V67H17ZM25 67V70H27V71H30V72H25L24 71V67ZM49 68V70L47 69V67ZM66 67V68H68L69 69V67H70V69H72L71 70V73H73V74H71L69 71H70V69L68 70V72L69 73H67L66 71H65V69L66 68H64V70H62V68L63 67ZM85 66V67H84ZM91 66V67H90ZM112 66H116L115 68L114 67H112ZM137 66V67H136ZM23 67V68H22ZM31 67V68H30ZM42 68V70H37L38 68ZM46 67V68H45ZM53 67V68H52ZM54 67H58L57 69H55L54 70ZM109 67H111V68H109ZM29 68H30V70H29ZM36 70H35V69ZM45 68V69H44ZM50 68H52V69H50ZM85 68H86V71L88 72V75H90L89 77H90V79L89 78H87V79H89V81H85L86 80V78H84L83 79V72H86L85 71ZM92 68H93V70H92ZM126 68H128V69H132V70H130V72H131V74L129 73V70L127 71L126 70ZM134 68V69H133ZM12 69H13V72H12ZM21 69V70H20ZM31 69H33V70H31ZM60 69V70H59ZM109 69V70H108ZM143 69V70H142ZM19 70V71H18ZM24 71L25 72V74L24 75H22V73H24V72H20V71ZM48 70V71H47ZM57 70V73L55 72L54 73V71H56ZM104 70V71H103ZM106 70H108V71H106ZM114 71V73L115 74H113V71ZM126 70V72H124ZM17 71V72H16ZM50 71H51V73H50ZM59 71H60V73H62L61 75L59 74ZM63 71H65V73H66V75H64L65 73L63 72ZM78 71V72H77ZM81 71H83V72H81ZM91 71H93V72H91ZM112 71V72H111ZM117 71H118V73H117ZM145 71V72H144ZM21 74H20V73ZM86 72V73H87ZM89 72H91V74H89ZM94 72H95V74H94ZM257 72V71H256ZM79 73H83L82 75L80 74V76L78 75ZM101 73H103L102 75H101ZM105 73H108V75H111L112 74V76H115L116 78H117V80L119 81V82H121V83H118V81L116 80V78L114 77V79H113V77L111 76H108L107 77V79H110V81L109 80H107L106 79V77H105ZM117 73V74H116ZM121 74V77L119 76L120 74ZM128 73V74H127ZM13 74V75H12ZM54 74H56L55 75V77L53 76ZM67 74H71V77H70V75L68 76ZM77 74V75H76ZM125 74V76H124V78H123V75ZM126 74H127V77L128 76H130L129 77V81H130V79H132L131 81H135V82H129L128 83V80L126 81V79L127 78H125L126 77ZM20 75H22V76H20ZM76 75V77L77 76H79V78L77 77V79H76V77H75V80H77L76 82H75V80H74V78L72 77V76H75ZM94 75L95 76H97V77H94ZM100 75V77H104V78H102V80H101V78L100 77H98ZM117 75H118V77H117ZM132 75H133V77H132ZM19 76V77H18ZM56 76H57V78H56ZM68 76V77H67ZM252 76H256L255 74H253ZM251 76V78L254 80V78ZM13 77V78H12ZM21 77V78H20ZM53 77V78H52ZM61 77V78H60ZM68 78V80H70L71 81V79H72V81H74L73 83L72 82H68V83H63L62 81H64V82H66V79L64 80L63 78ZM70 77V78H69ZM84 77H88L87 76V74L84 76ZM142 77H143V79H142ZM11 78V79H10ZM95 78V80H93ZM100 78V79H99ZM120 78H122V79H120ZM250 78V79H251ZM256 78V77H255ZM10 81H9V80ZM120 79V80H119ZM251 79V80H252ZM52 80H54L53 82H52ZM67 80V81H68ZM97 80H99V81H97ZM113 80H116V82H114ZM126 81V84H123L124 85V87L122 86V83H124L125 81ZM28 81V82H27ZM34 81V82H33ZM51 81V82H50ZM82 81H84V83L82 82ZM94 81V82H93ZM96 81H97V85H95L96 84ZM101 81V82H100ZM102 81H104L103 83H102ZM106 81L108 82V84L106 83ZM124 81V82H123ZM143 81V82H142ZM27 82V83H26ZM34 84H33V83ZM58 82H60V83H58ZM113 82L114 83H116V84H118L117 86H115V85H113ZM30 83H32V84H30ZM52 83V84H51ZM54 83V84H53ZM57 83V84H56ZM111 83H112V85H111ZM127 83H128V85H131L130 83H133L131 86H129L131 89H132V91H129V89H128V85H127ZM21 84H24V86H22ZM26 84V85H25ZM28 84V85H27ZM64 84V85H63ZM67 84V85H66ZM73 84V86L71 87V85ZM98 84H103V87H101V85H98ZM106 84V85H105ZM121 84V86H122V89L124 90V91H122V90H119V85ZM19 85V86H18ZM30 85V86H29ZM59 85V86H58ZM127 85V86H126ZM139 85V86H138ZM141 85V86H140ZM4 86H7V84L5 85L4 84ZM12 86V87H11ZM13 86L15 87V88H13ZM43 86V89L41 88ZM48 86H49V88H48ZM105 86V87H104ZM112 87V89L114 90V93H113V95L112 94H110L111 95V97H110V95H108L109 93H111V92H113V90L111 89V88H109L108 89V87ZM114 86V87H113ZM120 86V87H121ZM12 88V90H10L11 88ZM17 87H19L17 90H15ZM46 87V88H45ZM81 87H85V88H87V89H85L84 88V90H83V88H81ZM101 87V88H100ZM127 87V88H126ZM138 88V87H140V88H138V90L136 89V88ZM8 88V89H7ZM10 88V89H9ZM39 88V89H38ZM105 88H107L109 91H108V93L107 92H105V93H103V91L105 90L106 91V89ZM117 88V89H116ZM147 88V89H146ZM6 89V90H5ZM14 89V90H13ZM22 89V91H20ZM58 89H56V90H58ZM111 89V90H110ZM116 89V90H115ZM126 89V90H125ZM140 89V90H139ZM38 90H40V91H38ZM48 90V91H47ZM50 90V92H52V91H55V90H52L51 91ZM99 90H101L100 91V95H99ZM103 90V91H102ZM133 90H136V91H134V94L138 97V95H139V93H140V95L142 94H145L146 95V99H148V100H146L145 99V96H144V98H141L142 97V95H141V97H136V96H134V94L132 93L133 92ZM2 91V92H1ZM45 91V92H44ZM89 91V90H88ZM127 91V92H126ZM128 91H129V93H128ZM4 92V93H3ZM44 92V93H43ZM103 94H102V93ZM130 92L132 93V95L130 94ZM3 93V94H2ZM40 93H42V94H40ZM128 93V94H127ZM40 94V95H39ZM45 94V95H44ZM103 96H102V95ZM259 94H261V93H259L258 92V96H259ZM39 97H38V96ZM105 95V96H104ZM115 95V96H114ZM126 95H129V97L128 96H126ZM131 95V96H130ZM139 95V96H140ZM151 96L150 98L148 97L147 98V96ZM36 96L38 97L37 98V100L35 99L36 98ZM76 96H78V95H72L69 99H67L66 100V102L65 103H67V105H68V101H70L69 102V104H73L74 102H76L77 100L76 99H78V97L77 98H75ZM108 96H109V98H111V100L110 99H108ZM120 96H122V97H120ZM123 96H125V97H123ZM7 99H6V98ZM113 97H116V99L115 98H113ZM128 97V98H127ZM131 97H133V99H135V101L131 98ZM260 97V96H259ZM51 98H52V100H51ZM74 100H73V99ZM99 98V99H98ZM103 98H105L106 100V102L108 101V100H110V101H108L107 103L106 102H104V99ZM120 98V99H119ZM122 98V99H121ZM124 98V99H123ZM130 98V99H129ZM26 99H27V101H26ZM114 99V100H113ZM125 99H127L128 101H126V102H128V103H126V102H124V100ZM139 99V101H140V106L138 105V106H133V105H135L136 103L137 104H139V101L137 102L136 100H138ZM143 99V100H142ZM150 99H153L152 101L150 100ZM45 100H46V102H45ZM50 100V101H49ZM72 100V101H71ZM76 100V101H75ZM116 100V101H115ZM119 100V101H118ZM120 100H122L123 102H124V104L125 105H123V103H120ZM145 100V101H144ZM34 101V102H33ZM42 101V102H41ZM94 101H96V99H94ZM111 101H114V102H111ZM121 101V102H122ZM141 101H142V103H146L145 104V108H146V105H147V108L146 109H148V110H146L143 106H144V104H142L141 105ZM144 101V102H143ZM154 101H155V103H154ZM25 102V103H24ZM32 102H33V104H32ZM110 102V103H109ZM115 102H116V104L117 105H115ZM132 104V107H134L135 109L136 108H139V107H141V108H143V109H145V110H141L140 108L137 110H135L136 112H134V109L132 108V107H130L131 106V104ZM178 102H179V100H178ZM256 102V101H255ZM38 104V106H37V104ZM42 103V104H41ZM94 103H96V102H94ZM105 103V104H104ZM154 103V104H153ZM167 104V106H168V108H166L167 106L165 105V107H164V105L162 106V104ZM127 104H129L128 106L130 107V108H128V109H125V108H127L128 106H127ZM136 104V105H137ZM161 104V105H160ZM31 105V106H30ZM35 105H36V107H35ZM46 105V104H45ZM118 105H119V107L121 106L122 107V105L123 106H125L123 109H120V111H123V110H125V111H127L128 112V110L129 109H131L130 110V115H133V113H135V115H133L134 117H135V120H137L136 121V123H135V120L133 121V120H130V119H134V118H132L130 115H129V112L126 114V116H128V117H124L125 119H122L123 117H122V114H121V112L118 110ZM151 105V107H149ZM182 105V106H181ZM222 105H223V107H222ZM248 105V104H247ZM44 105H42V107H43ZM99 106V107H100ZM101 106V107H102ZM154 108H153V107ZM159 106V107H158ZM161 106L164 108V109H166V111H164V109H162L161 108ZM253 106V107H252ZM114 107V108H113ZM175 107H178V106H175ZM217 107V108H216ZM119 111V114H118V111L116 110V109ZM152 108H153V110H155V111H153L152 112ZM162 109L163 111H160L159 109ZM171 108V109H170ZM251 108V109H250ZM254 108V109H253ZM113 109V110H112ZM117 111H115V110ZM151 111H150V110ZM157 109V110H156ZM167 109H170L169 111H167ZM233 109H234V107H233ZM133 110V111H132ZM141 110V111H140ZM250 110V112H248V111ZM124 111V112H125ZM142 112V114H144V115H142V118H141V120L143 121V122H141V121H139L140 119L138 118L141 114L140 113H138V112ZM150 111V112H149ZM158 111H160L161 112V114L158 112ZM173 111V112H172ZM203 111H206L207 112V114L205 115V112H204V114L203 113H201V112H203ZM159 113L161 116L165 113V112H169V113H166L167 115L165 116V118H167V117H172V122H171V120H169L168 119V122H166V121H164V120H166L163 116H162V118L164 119V120H162V122H163V124H161V116H159V114H156V113ZM171 112L173 113V115L171 116ZM180 112H182V113H180ZM183 112H185V113H183ZM200 112V113H199ZM137 113H138V115H137ZM147 113V115L145 116V114ZM149 113H151L150 114V117H148V115H149ZM187 113V114H186ZM215 113V114H214ZM217 113V114H216ZM109 114V115H108ZM169 114V115H168ZM174 114H175V116H174ZM216 115V116H214V115ZM97 115V114H96ZM120 115H121V117H120ZM137 115V116H136ZM165 115V114H164ZM176 115H178V117L176 116ZM180 115V116H179ZM191 115V116H190ZM192 115H195V116H192ZM202 115H205V116H202ZM208 115H210L209 117H206V116H208ZM130 116V117H129ZM144 116V117H143ZM154 116H156V118H158L157 120L159 121V124H158V126H157V124H156V122H157V120H156V118L154 117ZM173 116L175 117L174 119H173ZM141 117V116H140ZM151 117H153L152 118V120L154 119V120H156L155 121V123L153 124L152 122H154V121H152L151 119V121L149 122V118H151ZM169 117V118H170ZM179 117H181L180 119L183 121L184 119H186V120H188L189 121V119H193V117H195V119H193V120H198V118H199V120L197 121H191V122H193V123H187L188 121H186V123H185V121H181L180 122V120H179ZM263 117V116H262ZM129 118V119H128ZM148 118V119H147ZM209 118V119H210ZM139 119V120H138ZM160 119V120H159ZM258 119H260V120H258ZM125 120V121H124ZM175 120H179V121H175ZM211 120H212V118H211ZM102 121V122H101ZM128 123H130L131 125H135L134 127L133 126H131L130 124H128ZM146 123H145V122ZM147 122H149V123H147ZM174 122H176L177 124H182V125H184L182 128H186L187 129V131H189L188 130V128L189 127H193L194 128V130H193V128L190 130V131H192L191 133L190 132H187V133H189L190 134V136H189V134H184L185 136L183 137V136H181V134L183 135V129H181L180 130V128H181V126H179V125H177V127H176V125H174L173 123ZM250 122V123H251ZM132 123H135V124H132ZM140 125H139V124ZM158 123V122H157ZM169 123H171V125H173V126H171ZM175 123V124H176ZM247 123V124H246ZM259 123V124H258ZM137 124V125H136ZM144 124V125H143ZM156 124V125H155ZM161 124V125H160ZM193 124V125H192ZM196 124V125H197ZM244 124H246V126L247 127H245V126H243ZM102 127H101V126ZM145 125H147V129L148 130H146L145 128ZM153 125H154V127H153ZM159 125L161 126V128H159ZM162 125H163V127L165 126V125H167V126H165L164 128L162 127ZM169 125L171 126L170 128L171 129H167V127H169ZM189 127H188V126ZM192 125V126H191ZM195 125V126H196ZM199 124L197 125V128H196V131H198V127L200 126ZM109 126V127H108ZM158 127V128H156V127ZM175 126V128H173ZM185 126H187V127H185ZM202 126H203V128H205L206 130H204V129H202ZM250 126H251V124H250ZM249 126V127H250ZM44 127V123H42L41 125H36L35 126V128H34V130H33V132H35V134L36 135H39L40 133H42V128ZM104 127H105V129H104ZM132 127V128H131ZM135 127H136V129H135ZM138 127V128H137ZM142 127H144V128H142ZM150 127L152 128L151 130H150ZM208 127H210V128H208ZM208 127H207V124H205V125H201V127H200V129L201 130H199L198 132H200V138L197 136V138L198 139H200V142H201V136H203L202 138H204L205 139V137L207 136V134H203L201 131H203L204 133L206 132H208V130L209 129H211V125H208ZM238 127V126H237ZM242 127H245L244 129H242ZM260 127V128H259ZM101 128V129H100ZM128 128H130V129H128ZM157 129L158 131H159V133L158 132H156V130H154V129ZM176 128L177 129H179L180 131L179 132H181L180 134H178L179 132L178 131H176ZM250 128H252V127H250ZM258 130H257V129ZM97 129H95V130H97ZM133 131H132V130ZM146 130V131H144V130ZM165 129V130H164ZM262 129V133L260 132V130ZM36 130V131H35ZM101 130V131H100ZM149 130H150V132H149ZM164 130V133L162 132ZM167 130V131H166ZM185 130V129H184ZM257 130V131H256ZM40 131V132H39ZM97 131V132H98ZM144 131V132H143ZM151 131L153 132V131H155L156 132V134H152L151 133ZM171 132V134L169 133V132ZM146 132V133H145ZM162 134H161V133ZM168 132V133H167ZM173 132H174V134H173ZM176 132H178V133H176ZM184 132H186V131H184ZM240 132V133H239ZM143 133V134H142ZM166 133H167V135H166ZM160 134H161V136H160ZM176 134V135H175ZM199 134V133H198ZM203 134V135H202ZM239 135L238 136V138H242V139H240V140H238V138H236L237 137V135ZM141 135V136H140ZM152 135H153V137H152ZM162 135H164L163 137H162ZM165 135H166V138L168 137L169 139H171V137L169 136V135H172V141L173 142H175V143H173V142H169V141H171V140H169V141H167L166 143H165V141H163L164 143H161V142H159V141H161L162 139L160 138V137H162V138H164V140H167L166 138H165ZM188 135V136H187ZM206 135V136H205ZM243 136V137H240V136ZM145 136H147V137H145ZM149 136V137H148ZM151 136V137H150ZM175 137H178V138H175ZM187 139H186V138ZM189 137V138H188ZM236 138L237 139V141H243L244 139L245 140H247V143H246V141H245V143L244 142H241V143H243L242 145L240 144V142H237L238 143V145L240 144L242 147H243V145H248V146H250L249 144H248V142H250V144L252 143L251 141L253 140V144L254 145H251L250 146V148L251 147H253V150L252 149H250L249 147H247V151H246V148L244 147V149L242 148V147H240V146H238L239 148H237V143H236V141H234L235 139L234 138ZM244 137H246V138H244ZM252 137V138H251ZM141 138H143V139H141ZM181 138V140L183 139V138H185V139H183V142L181 141L180 142V140H179V142H180V145H179V143H178V139H180ZM196 138V137H195ZM192 139L191 141H192V143L193 142H195L194 140H198V139ZM234 140H233V139ZM248 138V139H247ZM251 139V141H250V139ZM128 139V140H127ZM141 139V140H140ZM148 139V140H147ZM189 139V140H188ZM204 139H202V141H204V143H205V140ZM255 139V140H254ZM256 139H257V141H256ZM263 139H262V141H263ZM159 140V141H158ZM184 140H186V141H184ZM143 143H142V142ZM157 141V142H156ZM256 141V142H255ZM132 142V143H131ZM153 142H155V144L153 143ZM172 143V144H176L177 145V148H175V146L174 145H172V146H174L173 148V150H171L172 151V153H173V151L176 149H178V151H176L175 150V153H173V155H172V153H171V151L169 150L170 148H168L167 147V143ZM185 142V143H184ZM200 142H195V144L197 143H199L198 145H200V147L198 146V149L199 148H201V147H203V145L202 144H204L203 142H201L202 144H200ZM255 142V143H254ZM168 143V144H169ZM257 143H259V145L257 144ZM181 144H183V145H181ZM184 144H186V145H184ZM189 144V145H188ZM194 144V145H195ZM255 144H257V145H255ZM125 145V146H124ZM139 145V144H138ZM145 145V146H146ZM193 145V144H192ZM202 145V146H201ZM234 145H235V147L238 149V151H233V149L232 148H234V149H236L235 147H234ZM140 146V145H139ZM148 146V147H149ZM169 147H171L170 145H168ZM184 146V147H183ZM185 146H186V148L189 146V148H187V149H185ZM196 145L194 146V147H197ZM233 146V147H232ZM152 147H154V146H152ZM183 147V148H182ZM193 147V149H194V151H196V153H197V151H199L197 148H196V150H195V148ZM225 147V148H224ZM230 148L229 150H227L228 148ZM114 148V147H113ZM168 148V150L170 151H168V153H171V155L173 156V157H175L174 156V154L175 155H177L178 153V158L177 157H175V158H173L172 159V157L170 158V157H168V155L169 156H171L170 154H166V152L165 153H163V151L165 150V149H167ZM223 148L224 149H226V150H223ZM240 148H242L244 151H246L245 153H243V150L242 149H240ZM262 148V149H261ZM18 149V150H17ZM15 151V154H17V157H21L22 156V150H21V152H20V149L21 148H19V146H18V148H17ZM115 149V148H114ZM137 149L140 151H142V150H144V151H142L143 152V154H142V152L140 153L139 151H137ZM152 150L153 152H154V154H153V152L151 151H149V150ZM158 149H159V152H160V150H162L163 149V151L162 152H160V153H163V154H165L166 155V158L167 159H165L164 160V156H163V154H160V153H157L156 151H158ZM182 149H184V151L186 150V152H189V154L188 153H186V152H184L183 153V151L182 152H180V150H182ZM219 149H221V150H219ZM242 150L241 152L243 153V154H247V152H251V150H252V152L251 153H249V157H251L252 156V160H250L251 158H247V156L248 155H246V157H245V155H239L238 156V154H240V153H237V152H239L240 150ZM155 150V151H154ZM232 150V151H231ZM256 150V151H255ZM258 150L260 151V152H258ZM208 151H209V149H208ZM207 151V152H208ZM215 151V152H216ZM219 151V152H218ZM225 151H229V152H225ZM255 151V152H254ZM224 152V153H223ZM231 152H232V154H231ZM237 154H236V153ZM132 153H134V155H132ZM146 153H148V154H146ZM151 153V154H150ZM195 153V152H194ZM228 153V154H227ZM19 154V155H18ZM136 154V155H135ZM139 154V155H138ZM186 154V155H185ZM233 155V154H235V156L237 155L240 159H238L239 161H240V163H241V160H244V161H242V163L243 164H245L244 165V167L245 168H243V165H242V163L240 164L238 161H237V159H235L234 160V158H236V157H233L232 158V156L230 157L229 155ZM129 155V154H128ZM147 155V156H146ZM182 155L184 156V158L182 159L181 157H182ZM219 155H220V153H219ZM228 155V157H226ZM251 155V156H250ZM135 156H137V157H135ZM146 156V157H145ZM163 156V157H162ZM179 156H181V157H179ZM189 157V159L190 160H188V159H185V157L186 158H188ZM193 156H195V155H193ZM234 156V155H233ZM140 157H142V158H140ZM161 157L163 158V160L161 159ZM230 157V160H229V162L227 163L228 164V168L230 169V167H231V170H229L227 167H226V165L227 164H225L224 163V161L226 160V158H229ZM258 157V159L260 160H255L256 158ZM136 158H139V159H136ZM177 158V159H176ZM221 158V159H220ZM141 159V160H140ZM142 159H144L145 161H146V163H145V161H143ZM171 160V162L169 161V162H167V160ZM178 159L180 160V161H178ZM223 159V160H222ZM231 159H232V161H234V163L236 164H233V162L231 161ZM140 160V161H139ZM161 160V161H160ZM176 160H177V162H176ZM212 160V161H211ZM246 160H247V162H246ZM163 161H165V162H167V163H172V162H175V164H177L178 162H180V165L182 166V167H184V168H182L184 171H185V173H182L181 174V171L183 172V170H178V168L180 167V166H178V164L177 165H175L174 166V163L173 164H167L166 165V163L165 162H163ZM231 161V162H230ZM236 161V162H235ZM255 161H257L256 163H258L259 165H257L256 166V164H255V170H256V168L258 169L259 168V172L258 171H255L254 170V168H247V167H253L252 165L253 164H251L252 162L253 163H255ZM262 161V163H264ZM161 162H163L162 163V165H161ZM208 162V161H207ZM219 162H221L222 164L220 165V163ZM187 163V162H186ZM224 163V164H223ZM251 164V166H250V164ZM192 164V163H191ZM217 164H219L221 167H217V166H219V165H217ZM236 166V167H234V169H233V166ZM240 165V167L242 166V171H240L239 169H240V167H238L239 165ZM249 164V165H248ZM130 165H129V167H130ZM148 165H151L152 167H150L151 169H153L152 171L154 172V173H156V169H157V167H158V165H159V167H158V169H157V173L156 174H152V171H151V169L148 167ZM154 165V166H153ZM155 165L157 166L156 168H155ZM173 165V167L171 168V166ZM196 166V163H194V164H192V166ZM200 165V166H199ZM201 165H202V167H201ZM225 165V166H224ZM263 165V167H261V169L263 170L264 169V164H262ZM163 168V166H165V167H170L169 169H170V173H172V175L174 174V176H172V177H170V178H173L174 180L176 179L177 180V178H178V181L176 182V183H178V184H176V183H174L173 184V188H171V182L173 183L174 182V180H172V181H169V183H168V181H166V175H167V178H168V172L167 173H165L166 172V170L164 169H162L161 167ZM178 166V167H177ZM204 166V167H203ZM211 166V167H210ZM224 166V168L227 170V171H230V172H226L225 173V169L224 168H222ZM148 167V169L146 170L145 168H147ZM164 167V168H165ZM187 167H189V166H187ZM186 167V168H187ZM201 167V168H200ZM155 168V169H154ZM163 171V173H165L166 175H164V174H162V171L160 170V169ZM173 168L175 169V168H177L176 170H178V172L176 173L175 172V170H173ZM203 168V169H202ZM210 168V169H209ZM217 168H222L221 170H219V169H217ZM238 169V171L236 170V169ZM249 169L250 171H251V173H250V171H248V173H247V169ZM150 169V170H149ZM215 171H221V172H223V173H219V172H215ZM217 169V170H216ZM224 169V170H223ZM243 169H245L244 171H243ZM167 170H168V168H167ZM203 170V171H202ZM207 170V171H206ZM234 170H235V172H234ZM255 171V173H254V171ZM35 172V175L36 176H38L37 178H39V180H40V183L42 184L41 186H39L40 188L39 189H36V190H34V191H32V192H30V194H28L23 200H24V203H23V206H24V204H25V208H28V210H29V212L27 213V212H25L23 209H25V208H23L22 210H20V208H18V210H13V211H10V210H6V208L7 209H9L8 208V206H6L7 204H5L3 201H1L2 202V204L0 203V250L1 249H3L2 251H0V254L2 255H0V264H19V262L20 263H22L23 261H24V258L25 259H27L28 257H30V258H28V260L27 261H29L30 260V262L29 263H27V264H34V263H36L37 264V262L39 263H41V264H65V263H63V262H60V261H58V251L56 250V246H55V244L53 243V240H54V238H55V232H56V228H54L55 226H53L54 224H51V225H49V224H47V225H45V226H40V225H38V223L36 224L35 222H36V218H34L32 215H34L35 214V212L38 210V209H40L41 211H40V213L41 214H44V213H46V215L47 216H53V205L55 206L56 205V201H57V194H56V192H55V188H56V186L54 187V185H55V183H56V181L54 180L55 178L52 176V174L51 173H48V171H47V169L46 168H41V170L40 169H38V170H34ZM43 171V172H42ZM117 171V170H116ZM148 171H151V172H149V173H151V175L153 176H151L149 173H148ZM165 171V172H164ZM169 171V170H168ZM253 171V172H252ZM115 172V171H114ZM117 172H119V170L117 171ZM197 172V173H196ZM207 172V173H208ZM39 175H38V174ZM44 173V174H43ZM144 173H147L148 174V176H147V174H144ZM196 173V174H195ZM220 174V176H222V177H220L218 174ZM225 173V174H224ZM237 174V175H241V176H243V175H245V177L247 178V182H246V178L243 176V179H240V178H242V177H236L237 179V182H235V183H233L234 181L232 180V177H231V175L230 174ZM254 173V174H253ZM262 175H261V174ZM116 174V173H115ZM177 174V175H176ZM178 174H179V177H178ZM184 174V175H183ZM227 174H229L228 176H226ZM257 174H259V175H257ZM154 175H157L155 178H154ZM165 176V178L163 177V176ZM182 175H183V177H185V179L184 178H182ZM188 176L187 178H186V176ZM194 175H196V176H194ZM205 176V178H203L202 177V179H201V176ZM217 175H218V177H217ZM261 175V176H260ZM51 176L53 177V179L51 178ZM147 176V177H146ZM169 176H171L170 174H169ZM230 176V177H229ZM41 177V178H40ZM131 177V178H130ZM152 177V178H151ZM163 178L162 180L160 179V178ZM177 177V178H176ZM180 177H181V179L182 180H180ZM200 177V178H199ZM225 177H227V178H225ZM145 178L147 179V180H145ZM215 178V179H214ZM42 179V180H41ZM150 179H154V180H150ZM185 181H184V180ZM188 179V180H187ZM198 179V180H197ZM199 179H201V183H199ZM213 179V180H212ZM228 179H231V180H228V181H230V182H223L222 180H224V181H227ZM164 182L163 184H165L166 182L168 183V185L165 187L163 184H162V182ZM164 180V181H163ZM169 180V179H168ZM186 180H187V183H185L186 182ZM190 180H192V182L190 181ZM239 180V181H238ZM243 180V181H242ZM43 181H46V182H44L43 183ZM47 181H49V182H47ZM51 181V182H50ZM55 181V182H54ZM145 181H146V183H147V185L146 184H144L145 183ZM166 181V182H165ZM181 181V182H180ZM182 181H183V183H182ZM202 181H205V182H202ZM148 182H149V184H148ZM191 182V183H190ZM193 182H194V186H195V188H197L198 189V191L196 190V191H194L193 192V189L195 190V188H191L192 186H193ZM51 183V184H50ZM137 183H139L138 185H136ZM160 183H161V185H160ZM192 184V185H190V184ZM209 183V184H208ZM236 183H238V184H236ZM54 184V185H53ZM175 184H176V186H175ZM190 187V188H188V186ZM223 184V185H222ZM229 184V185H228ZM45 185V186H44ZM155 187H153V186ZM162 186V189L160 190V186ZM146 186V187H145ZM153 187L152 189L150 188V187ZM165 188H164V187ZM177 186H178V188H177ZM183 186H187L186 188H188L189 190L190 189H192V190H186V191H189L188 193L187 192H185V191H182L183 190ZM232 188H231V187ZM41 187H42V189H41ZM50 187H51V189H50ZM54 187V188H53ZM145 187V188H144ZM237 187H238V189H237ZM45 188V189H44ZM143 188H144V190L145 189H147V190H143ZM157 188V189H156ZM177 188V189H176ZM186 188H184V189H186ZM199 188L201 189V190H199ZM48 189V190H47ZM138 189H142L141 191L142 192H144V193H142L140 190H139V193H138ZM156 189V190H155ZM163 189H165V190H163ZM178 189H180V190H178ZM150 190V191H149ZM229 190V191H228ZM180 192V194L178 195V193ZM192 191V192H191ZM44 192V193H43ZM53 192V193H52ZM150 192V193H149ZM152 192H153V194H152ZM178 192V193H177ZM199 192V193H198ZM263 192V193H262ZM118 192H115L114 194H115V197H116V194H117ZM138 193V194H137ZM142 193V194H141ZM173 193H175V197L173 196V198H176V200H178V201H176L175 199H173V198H171L172 197V195H173ZM184 193H187L188 194V196H187V194H185L184 195ZM219 193V194H218ZM252 193V194H251ZM156 194V195H157ZM191 194V196L189 197V195ZM211 196H210V195ZM218 194V195H217ZM249 194H251V195H249V197H248V195ZM254 194V195H253ZM37 195V196H36ZM158 195H157V197H158ZM163 195H161V196H159L160 198L161 197H163ZM203 195V197H201V199H200V196H202ZM207 195H208V197H207ZM214 197H213V196ZM245 195V196H244ZM168 196V197H167ZM177 196H180V197H177ZM181 196H184V197H181ZM193 196L194 197H196V198H193ZM241 196V197H240ZM247 196V197H246ZM154 198V201H153V203H157V205H155V207L156 208H158V203L160 202V198L158 199V198ZM186 197V198H185ZM213 197V198H212ZM28 198V199H27ZM40 198H41V200H40ZM170 198H171V200H170ZM178 198V199H177ZM184 198V199H183ZM191 198H193V199H191ZM197 198H198V200H197ZM233 198H236V199H238L239 201H240V207H239V212L237 213L238 215L237 216H239V218H232V217H234V216H232L233 215V209L231 208L232 207V205H231V200L233 199ZM27 199V200H26ZM37 199V200H36ZM155 199H156V201H155ZM164 199H166V200H164ZM182 199L184 200L183 202H182ZM251 201H250V200ZM181 200V201H180ZM213 200V201H212ZM219 200H222V201H220L219 202ZM248 200V201H247ZM34 201H36V202H34ZM39 201V202H38ZM50 201V202H49ZM159 201V202H158ZM173 201V202H172ZM177 203H176V202ZM180 201V202H179ZM26 202H28V203H26ZM162 202V201H161ZM160 202V203H161ZM179 202V203H178ZM221 202H222V204H221ZM37 203H38V205H37ZM39 203H41V204H39ZM54 203V204H53ZM159 203V206H161V204ZM186 203V202H185ZM186 203V204H187ZM27 204H28V206H27ZM151 204V207L149 208V205ZM171 204H169V205H171ZM182 204V205H183ZM196 204H199V205H196ZM33 205V206H32ZM162 205V206H163ZM3 206V207H2ZM5 206V207H4ZM30 206H31V208H30ZM36 208H35V207ZM166 206V205H165ZM199 206V207H198ZM228 206H230V208H227ZM53 207V208H52ZM147 207V208H146ZM31 210H30V209ZM42 208V209H41ZM47 208V209H46ZM146 208V209H145ZM152 208V209H151ZM164 208V207H163ZM202 208V209H201ZM6 210V211H4V210ZM35 209V210H34ZM52 209V210H51ZM142 209V210H143ZM149 209V210H148ZM231 209V210H230ZM27 210V209H26ZM43 210V211H42ZM47 210V211H46ZM141 210V211H142ZM148 210V211H147ZM8 211V213L6 214V212ZM22 211H23V213L24 214H22ZM32 211V212H31ZM44 211H46V212H44ZM50 211H51V213H50ZM137 211V210H136ZM12 212V213H11ZM31 212V213H30ZM34 212V213H33ZM48 212V213H47ZM132 212H135L134 211V208H133V210H132ZM232 212V213H231ZM30 213V214H29ZM149 213H148V215H149ZM12 214H14V218L15 219H17V220H15L14 218H13V220H11L10 221V219H8L7 220V218H10L11 216L10 215H12ZM27 214V215H26ZM232 214V215H231ZM243 214V215H242ZM4 215H5V217H4ZM6 215H8V216H6ZM25 217H24V216ZM3 216V217H2ZM19 216H21V217H19ZM32 216V217H31ZM43 216H45V214L43 215ZM46 216V217H47ZM232 216V217H231ZM236 216V217H237ZM19 217V218H18ZM30 217H31V219H30ZM176 218H178V220L177 219H174V223H176V221H178L179 222V217L178 216H175ZM230 217L232 218L231 220L233 221H231L230 220ZM251 217V218H250ZM28 220H27V219ZM34 218V219H33ZM227 218H229L227 221H226V219ZM18 219H19V221H18ZM222 219V220H221ZM223 219H225V221L223 220ZM6 220L8 221L7 223H6ZM15 220V221H14ZM21 220V221H20ZM34 220H35V222H34ZM202 220V219H201ZM201 220H197L196 222H200ZM213 220L215 221V223H216V227H215V225H213L214 223H213ZM203 221V220H202ZM10 222V223H9ZM12 222V223H11ZM173 222V221H172ZM211 223L210 224V226H212V228H211V230L209 229V227H207V225H208V223ZM238 224H237V223ZM239 222H241V223H239ZM19 223H21V224H19ZM31 223V224H30ZM35 223V224H34ZM235 223V224H234ZM3 224V225H2ZM12 225V226H9V225ZM231 224H234V225H231ZM1 225H2V227H1ZM18 225V226H17ZM21 225V226H20ZM32 225H34V226H32ZM134 225V224H133ZM206 225V226H205ZM218 225H220L219 227H218V229H217V226ZM232 226V228H235L237 225V227H236V229H237V231H236V229H233V230H229L230 229V227H226V226ZM3 226H9L10 228L8 229V233L6 232V229L3 227ZM16 226V227H15ZM209 226V225H208ZM33 227V228H32ZM37 229H36V228ZM45 227V228H44ZM49 227V228H48ZM207 228V230H205L206 228ZM3 228H4V230H3ZM15 230H14V229ZM225 228H227V229H225ZM231 228V229H232ZM17 229V230H16ZM31 229V230H30ZM32 229H34V230H32ZM45 231H44V230ZM48 229V230H47ZM50 229V230H49ZM187 229V230H188ZM200 229V230H199ZM202 229H204L203 231H202ZM213 229V230H212ZM215 229V230H214ZM217 229V230H216ZM12 231V230H14V231H12L13 233H11L10 231ZM24 230V231H23ZM39 230V231H38ZM44 231V232H42V231ZM197 230V231H196ZM2 231V232H1ZM3 231H4V233H3ZM26 231V232H25ZM28 231V232H27ZM29 231H30V233H29ZM55 231V232H54ZM207 231V232H206ZM221 231V230H220ZM219 231V232H220ZM6 232V233H5ZM14 232L16 233V236H15V234H14ZM35 232V233H34ZM41 232V233H40ZM50 232V233H49ZM202 232V233H201ZM210 232V233H209ZM222 232V231H221ZM234 232V233H233ZM22 233V234H21ZM28 233H29V236H28ZM37 233V234H36ZM46 233H47V235H46ZM54 233V234H53ZM211 233L213 234L212 236H211ZM237 233V234H236ZM6 234V235H5ZM10 234V235H9ZM31 234V235H30ZM40 234V235H39ZM222 234V233H221ZM225 234V233H224ZM14 235V236H13ZM24 235V236H23ZM37 235V236H36ZM39 235V236H38ZM235 235H239L238 237H240V238H238L237 236H235ZM9 236H11V238H9ZM19 236V237H18ZM24 238H23V237ZM36 236V237H35ZM53 236V237H52ZM222 236H224V235H221V237ZM8 237V238H7ZM29 237V238H28ZM34 237V238H33ZM220 237V238H221ZM15 239V241H14V239ZM23 239L21 242H20V240L21 239ZM33 239V241H32V239ZM41 238V239H40ZM213 238V239H212ZM223 238V237H222ZM230 238V239H229ZM3 239V240H2ZM9 239V240H8ZM12 239V240H11ZM238 239V240H237ZM2 240V241H1ZM40 241V242H35V241ZM225 240H226V244H225ZM228 240V241H227ZM4 241V242H3ZM9 241H13L15 244L17 243V245H18V247L16 246L15 247V249H14V253H13V255L15 256V258H19V254H20V258L18 259H16V261L18 260L19 262H16L15 261V263H14V261H11L10 262V260L8 259L10 256L8 255V254H6V253H4L3 251H5L4 250V247L3 246H5V249L7 248L6 247V245L9 243ZM32 241V242H31ZM49 241V242H48ZM28 242V243H27ZM34 242V243H33ZM214 242V241H213ZM3 243V244H2ZM7 243V244H6ZM40 243V244H39ZM42 243V244H41ZM50 243V244H49ZM217 243V244H218ZM239 243V242H238ZM38 246H36V245ZM2 245V246H1ZM47 245V246H46ZM28 246V247H27ZM33 246V247H32ZM55 246V247H54ZM44 247V248H43ZM47 249H46V248ZM49 247H50V250H49ZM227 247V248H228ZM23 248V249H22ZM30 248V249H29ZM37 250H35V249ZM52 248V249H51ZM27 249V250H26ZM17 250V251H16ZM53 250V251H52ZM232 250V249H231ZM22 251V252H21ZM30 251H31V253H30ZM43 252V254H42V252ZM49 253H48V252ZM27 252V253H26ZM226 252H227V254H226ZM35 253H36V255H35ZM55 253V254H54ZM5 254V255H4ZM18 256H17V255ZM24 254V255H23ZM28 254V255H27ZM32 254V255H31ZM54 254V255H53ZM58 254V255H57ZM229 254H232V256L234 255V257L232 258L231 257V255H229ZM7 255V256H6ZM23 255V256H22ZM31 255V256H30ZM39 255H41V256H39ZM69 255H72V253H69ZM223 255V256H224ZM228 255L230 256V257H228ZM237 257H236V256ZM17 256V257H16ZM33 256H35V257H33ZM39 256V257H38ZM44 256V257H43ZM51 256V257H50ZM227 256V257H226ZM5 259H4V258ZM8 257V258H7ZM32 257V258H31ZM38 257V258H37ZM1 258H3V259H1ZM7 258V259H6ZM40 258V259H39ZM42 258V259H41ZM229 258H232V259H229ZM242 258V259H241ZM37 259V260H36ZM233 259V260H234ZM39 260V261H38ZM41 260H42V262H41ZM9 261V262H8ZM34 261V262H33ZM87 260L86 259H80V258H76L75 259V261H73V263L72 264H89V263H87L86 262ZM235 262V264H238V262L236 263ZM250 262V263H249ZM39 263V264H40ZM227 263V262H226ZM225 263V264H226ZM228 263V264H229Z\"/></svg>","mask_w":264,"mask_h":264}]
</instances>
